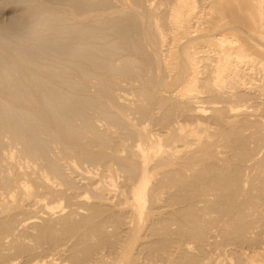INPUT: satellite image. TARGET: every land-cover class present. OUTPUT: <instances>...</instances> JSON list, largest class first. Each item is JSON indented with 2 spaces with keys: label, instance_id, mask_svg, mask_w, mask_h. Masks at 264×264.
<instances>
[{
  "label": "rangeland",
  "instance_id": "obj_1",
  "mask_svg": "<svg viewBox=\"0 0 264 264\" xmlns=\"http://www.w3.org/2000/svg\"><path fill=\"white\" fill-rule=\"evenodd\" d=\"M92 1L89 2V0L88 1L87 0H0V29H3V30H0V64H1V66H3V67L0 66L1 71H3L1 68H4V67L7 68L12 62L19 60L20 55H22V54H20L21 53L20 50L23 49L24 46L26 48L32 47V45H33V47H36V48L38 46L40 47L41 45H39L38 42L40 43L41 40L38 41L37 39L39 38V35H41L43 33H44V36L41 35L42 37H40V38L42 39V38L48 37V38H46V39H48V42H50L52 38L55 39L57 32L61 31L64 34V35H62V37H56L58 40L56 39L54 41V39H52L53 41H51L52 43L50 42V45H51V47H54V48L49 47L48 52H52L53 49L56 50L60 45L61 46L65 45V44L66 45H72L73 43H75L74 42L75 41L74 38H76L75 32L74 33H72L73 31L68 32V29L70 27L72 28V27L77 26V25H74L75 21L70 19L72 15L77 17V18L75 17L76 20H78V19L81 20L80 23L85 22V23H81L82 25H80L78 27L84 28V26H86L84 28V29L87 28V30H85L86 31L85 33L88 36L90 35L89 37L85 35L86 38L83 40V42L85 41L84 44H83V42H81V45H83L82 50L85 52L86 51L85 49H87L85 47H87L88 45H92V43H94L95 45L98 44L97 45L98 47H99V45L101 46V48L104 47L102 50L105 51L104 52L100 49V51L98 52L97 51L98 47L96 50L97 54L98 55L100 54L99 57H101V59L99 58L100 59L99 62L103 61V65L105 63L104 66L102 65V62L100 64L97 60H95L97 63L94 64V62H95L94 59H92V62H93V64H92L91 62L87 61V59L85 60V58L79 57L80 59L77 58V60H75L76 59L75 58L74 60L79 61V62H77V63L74 62L73 64L78 69L82 68V71H85V72L82 73L80 71L81 69L78 70V69H76V67H75V69H73L74 65L71 63H68L71 66L73 65L72 67L69 65L68 66L71 67L74 71L72 70L73 71L72 72L70 70L71 68L69 69V71H66L67 75H69V76L66 75V77H65L66 79L64 78L63 80H61L58 77H55V79L52 80L51 84L55 85L57 87L56 91L54 90V92L53 91L51 92L49 87H47V89L45 91H43L44 94L45 93L47 95L51 94L54 101L56 99H58L59 104H57L58 102L56 100L55 102H57L56 103L57 105L55 106V108L58 107V109H60V110H61V108L62 109L64 108V107H60V106H66L65 108H67V106H69L71 104V102H73V101L76 102L75 99L77 98L78 101L76 103L78 104V106H76L77 104L75 103L76 104L75 107L82 110L84 113L80 111L79 113H80V115H82V116H80L79 113H77L78 115L75 113L76 114L75 115L74 113L72 114L71 112H69V114L71 113L70 117H67L65 121H62V123H64L62 125L63 127L57 128L53 124L55 126L56 130L57 129L60 130V133L62 131L64 132V133L62 132V134L57 132V133H59V136H61L60 138H59V136L57 137V135H55L56 133L54 130H53V133L50 130L51 131V134H50L48 131L49 129L45 130V129H47L46 127H45V129H43L44 125H42L41 123H38L37 121H35V123L32 122V127L37 128V131H36V128H34L35 129L34 140L37 137L38 140L36 139L35 141H36V144H38L37 146H39V148L35 149L34 151H39L38 153L34 152V154H31V155H30V152L28 153L26 147L28 144H31V142L29 141L31 139H29L30 137H28L29 135H28L27 131H25L27 134V137H26V134H24V136H25L24 139H23V136H22V138L21 137L13 138L15 136V134L13 136L14 132L12 133L10 131V129L6 128L7 126H5V124H6L5 120L10 118L11 115L9 116L8 113H10L9 111H11L12 109H10L9 105H8L9 106V108H8V106H6L7 104H5V106L3 105L2 107H0V117H1L0 132L2 133V135L0 133V137H1L0 138V163H1L0 164V264H5V263L6 264H13V262H14V264H33L36 261H40V259H41V262L43 261L44 263H47L50 261L51 262L57 261L58 263L61 262L62 264H83V262L86 263V261H84V260H86V258L88 256L92 257V259L93 258L98 259L100 256H103L104 260H107L110 262V260L113 259L112 257H116L119 254V252L121 253L123 250L124 251L128 250L129 260L132 262V264H144V263L147 264L148 260L150 261V258H152L151 259L152 261L149 263L155 264L156 263L155 260L158 262L160 260V259H157L156 256L154 257V255L157 254V251L159 253L160 250L162 252L164 249L165 250L167 249V251L169 253H171L174 248H178L177 245L182 246V244L184 243L183 245H185L186 242H187V245L191 244L190 247H193L192 249L190 248L191 253L188 254L186 252H183V251L181 252L180 250H178L179 252H176V254H177V257H176L175 256L176 254L173 253L176 250V249H174V251L172 252L173 255L172 254L171 255L174 256V259L179 258L178 259L179 261H175L176 259L174 260L173 258L171 260L172 256L170 255V258H169L170 260L168 259L170 262L171 261L174 262L173 264H176V262H178V264H182V262L180 261V258H181V256L183 257L185 255V254L183 255V253H186V256L188 254L189 258L191 260L194 258V257L192 258L191 254L192 255L194 254V256H196L195 257L196 259L197 258L199 259V257H200L201 260H204V258L206 257L205 260L202 261V263H200L201 261L198 262L200 264H205V263H207V264L208 263L209 264H243L242 263L243 259H241L242 258V252L244 250H246V252L251 253L254 251L253 249H257L256 245H254L257 240H255V238L253 237V234H250L253 232L252 230H256L255 229L256 227L254 228L251 225L255 226L258 223H259L258 225H260V223H261V225L263 224V226H260V227L262 229H264V176H263L264 172L260 171L261 169H262V171H264V135H263L264 134V130H263L264 129V94L261 93V92H263L262 89H264V87H262V86H264V80H262V79H264L263 78L264 73H262L263 68H261L262 66H261V62H260V61H263V59H264L263 58V56H264V37H260V36L264 35V31H263V34L260 35L259 32L253 31V33H252L251 30L248 31L247 29L244 28L245 29L244 31L245 32L247 31L246 32L247 34L252 33L255 36L253 42L256 41L257 45L254 43V46H253L254 50H251V49H253V47L250 50L254 51L255 54H256V52H255L256 49H258V50H256L257 52L259 51L258 54H256V55L254 54V56H253V57H255L253 59L254 63L252 61L251 62L249 61V63H253V65L252 64L248 65V63H246V65H245L246 67H248V69L245 67L246 68L245 71L242 72L243 73L242 74V77H243L242 81L247 83L245 85L243 84L244 86L243 85L241 86V84L239 85L236 82L235 83L231 82V81H234L233 79H229V80L227 79V81H224L225 86L224 85L222 86V90H221V86L216 87L217 84L215 85V82H214L213 76H212L213 74L212 73L210 74V71H212V68L215 67L216 62L214 63V61H211V60L212 59L214 60V58L216 57V55H214V54H216V52L212 51V53H210L208 51H204L202 53L201 52L202 51V49H201L202 43L200 44V42L198 41L199 39L196 40V42H199L200 46L199 45H198V47L194 46L193 47L194 49H193L192 45L191 46H190V44L188 45L193 50L196 49L194 52L197 53L198 51H200V54L198 52L197 55H196V53L194 54V52H193V54L195 56H197L198 59L200 60V61L198 60L199 63H197V65H199L200 67L198 66V70H199L198 75L199 76L197 75V77L199 79L196 78V81H195V84L197 86V90H199L197 92V95H199V99L198 98L194 99L193 101H195V103L193 102L192 105L194 104V105H202V106H206V107L208 106V108H209V106H213V104H214V106H217V108L221 109L220 107H222V105L225 104L226 107L228 106L227 108H229V109H227V110H229V111H227V112H229V114H231V116H232V114L235 115L236 112H238V111H239L238 114L239 115L241 114L240 116L239 115L237 116V114L235 116H233L234 119H236V122L233 120V117H232V119H230L231 120V122H230L229 118L231 116H228V114H226V116H228V117H225V115H224L225 114L224 112L226 111V107L224 108L225 109L224 112H223V107L221 109L222 110L221 114L224 113L223 114L224 117L222 115L215 114L216 116L219 117V119L215 115H214L215 117L212 115V113H214L212 110H211V114H210V108H209V110L206 109V111L202 115V117H204L207 114V116H205L204 119H206L210 116V118L206 119V120H209L210 122H208V121L204 122V120H203V123L206 125L208 122L207 127H208V129H210L212 131L211 132L208 130L209 133L207 132L206 141H211L209 143H211V144L213 143L212 144L213 146L211 148H209L210 146H208L206 148L207 150H202L203 153L202 152H201L202 154L200 153L201 159H200V161H198V162H200V164L197 163L195 165V174L194 173L192 174L194 176V181H195L194 183L195 184L193 183V180H192L193 177L191 175L192 179L190 177V180L192 181V184H194L193 185L194 187L190 188L189 185H190L191 181L189 179L185 178L186 180L190 181V182L189 181L187 182V184L189 183L188 185L186 184V182H185L184 186H183V184L181 186V185H178V183H176L177 182V180H176L177 176H175L174 174H176L177 166L175 165V161H173V159H170V160L168 159V161H164L165 158L162 159V157H164L165 155L162 151L165 148L164 149H163V147L161 148V146H163L162 143H164L166 140L168 141L169 136L172 135L171 133H174V132H171V130L174 131V127L176 125L175 123L177 121H182L184 118V116L182 117V115L181 116L179 115L180 114L179 111H178L179 114L178 113L176 114L178 117H176V115H175V117L177 119L176 122H175L176 119L174 120L173 116L175 114L176 108H178L179 105L181 104L180 102L185 101V100H183V101L181 100V101H179V103H180L179 104L178 101H176V97H174L175 92L178 91L179 88H181V86H182L181 84H184L185 81L179 82L178 84L180 86L178 84H175L174 88L172 86V89L176 88V90H174L175 92L172 91L171 88H170L171 90L169 91V88L167 86H165L167 89L164 87V82L171 80L170 81V83H171L172 79L174 80V76L177 72V68L175 66H173L171 68L174 71L176 70V72L174 73L171 69H169V68L167 69V67H165L166 64L164 65V60H166V58H167V56H165L166 54L164 53L165 52L164 51L165 46H162V47L159 46V47L155 48L152 45L150 46V44H148V42H146V40L144 42H142L144 37L142 36L143 32L141 29H142V26L144 27V25H141V23H139L140 19H141L139 17H142L141 15H142V13H144L142 8L138 9V6H137L139 16L138 15H135V16L136 17L138 16L137 18H139V22L133 24L132 26L131 25L126 26L125 22H123L125 20V19H123V16H124V18L127 17V19L129 20V18L132 19L133 18L132 15H134L132 13L133 12L132 11V5L128 6L130 1L129 2H128V0H125V2H124V0H120V1L119 0H109V1L108 0H92ZM153 1H154V3H153ZM158 1L159 0H152V5L155 4L154 7H152L153 9H156V7L158 6V5L156 6ZM161 2H167V1L163 0ZM161 2H159V4ZM198 2H199V0H198ZM165 4L167 5V3L159 5L162 8L159 10V12H161V10H165V8H166ZM89 5H91V6H89ZM81 6H83V7H81ZM121 11L123 14L121 13ZM45 13H46V15H45ZM95 13H97V14H95ZM152 13H153L152 15H154V12H152ZM48 14H49V16H48ZM155 14H156V10H155ZM228 14H230V13H227V16H225L226 19L223 18L224 22L226 20L230 21L233 19L232 17H230L231 14L230 15H228ZM60 15H61V17H59ZM88 15H89V18L87 17ZM237 15L238 16L241 15L239 17H244V16H242L243 14L237 13ZM47 16H48V18H47ZM42 17L47 18V20H45V19L42 20ZM161 17H163L165 19V16L161 15ZM66 18H68V19H66ZM109 18H110V20H109ZM48 19H50L51 23H53V24L58 23L59 25L55 24L57 27L60 25H62V26L58 27V30H56L57 27H56V29H52L51 27H47V25H43L42 27L39 26L41 22L43 24H48L49 22L46 23L47 21H49ZM111 19L114 21L113 23L111 22L112 21ZM44 20H45V22H44ZM161 20H163V19L161 18L159 21H161ZM165 20H163L164 23H165ZM38 21H40V23ZM109 21L111 22V24H109L110 23ZM37 22H38V24H37ZM62 22H63V24H61ZM94 22H95V24H93ZM97 22H99L100 24ZM103 22H104V24H102ZM163 22L161 21L162 25H164ZM106 23L109 25H107ZM70 24H71V26H70ZM115 24H116V26H115ZM136 24H138V25H136ZM238 24L241 25V23H238ZM4 25H5L6 29H5V27H3ZM36 26H38L39 28L38 27L36 28ZM90 26H93V29ZM118 26H124V27L126 26V27L124 29H122V27H120L122 29L121 30ZM67 27H69V28H67ZM88 27H90V28H88ZM46 28H48V29L46 30ZM49 28H51L53 31L51 29H50L51 30L50 31ZM136 28H138V29H136ZM42 29H44V31ZM113 29H119L121 31H124L127 33V35L135 37V38L142 36L140 39H142L141 42L143 43V46L145 45L144 48L146 47L145 48L146 50L144 49V52H142V54H140L138 52L134 53V52L126 51V50H123L120 48L121 51L123 50L121 52L119 49H116L117 47H115V48L113 47L116 50H114L113 48L110 49V47L114 45V44H112V42L117 41L115 38H117L116 36L119 34V30L116 31ZM36 30L38 33L36 32ZM40 30H42L41 32H43V33L40 34V32H39ZM54 30L56 32H54ZM113 31L118 32V33L112 34ZM132 31H133V33H132ZM135 31H137V32H135ZM35 32L37 34H35ZM87 32L89 34H87ZM237 33L239 35H240V33H242V35H244V36L247 35L246 33L240 32V30L237 31ZM115 34H117V35L114 36ZM137 34L138 35L140 34L141 36H138ZM73 35H75V36H73ZM136 35H137V37H136ZM35 37H37V38H35ZM119 37H121V35L118 36V38H117L118 40H120ZM33 38H34L35 42L33 41ZM66 39H68V41ZM69 39H71V40H69ZM256 39H258V40H256ZM210 40H212V38H210V37L205 38V39H203V41H204L203 43L204 44L209 43ZM88 41H89V43H87ZM29 42H31V43H29ZM109 43H110V46L108 47L107 45H109ZM193 43H194V41H192V44ZM29 44H31V45H29ZM86 44H88V45L86 46ZM104 44H106V45H104ZM116 44H118V42H116L115 45ZM205 46H207V44ZM39 47L37 48V50L40 53L43 52L46 55V56H43V54L41 53L42 57H43L42 59L44 61H45V59H46V61H49V60L53 61V60H51V58H52L51 53H48V52L45 53V51H43L44 50L43 48H45V47H43V48H42V46L40 47L43 50L39 49ZM195 47H197V48H195ZM106 48H108V49H106ZM190 48H189V50L191 53L192 49H190ZM206 48L208 49V47H205V49ZM50 49H51V51H50ZM154 49H156V50H154ZM15 50H18L19 52L17 53V51L15 52ZM108 50H110V51H108ZM113 50H114V52H113ZM203 50H204V48H203ZM23 51L24 50H22V52ZM124 51L126 53H124ZM148 51H150V53ZM112 52L113 53L116 52L114 54L115 58L112 57L113 56L111 54ZM53 53L54 52H52V54ZM144 53L146 54V56L144 55ZM97 54L94 56L96 57ZM101 54H103V55H101ZM118 54H120V56ZM203 54H205V55H203ZM208 54H209V56H208ZM116 56H118V57H116ZM206 56H208L209 59L206 58ZM102 57H103V59H102ZM129 57H132L131 59H136V58L137 59H136V61L133 60V62H132V60H131L129 62V60H130ZM143 57L145 59V60H143V62L145 63V61H146V63H145L146 65L141 64ZM145 57H147V59ZM154 57L158 58V60H160V62L157 61V59H155ZM164 57H166V58H164ZM211 57H212V59H211ZM111 58H113V59H111ZM80 60H81V63H80ZM82 60H84L85 62L84 61L82 62ZM121 60H123V61L121 62ZM140 60H141V62H140ZM9 61H10V63H9ZM105 61L109 62V64L106 63ZM203 61H204V63H203ZM7 62H8V64H7ZM123 62L126 65L128 64V66L122 65ZM139 62H140V64H139ZM152 62H154V63L152 64ZM82 63H84V64H82ZM132 63H133V65H132ZM115 64H117V65L115 66ZM135 64L137 66H139L140 68H142L143 71L145 70V72L140 70L139 67L138 68L140 71L138 70V68H137V70L133 69L136 66ZM257 64H258V66H257ZM5 65H7V66H5ZM86 65L88 68H86V67L84 68V66H86ZM131 65L133 66V68H132L133 70L138 71V72L142 71V73L141 74L139 73L140 74L139 75L138 72L135 73L133 71V73L135 75H133V77L130 78L132 76L130 74V73H132V71L130 70ZM140 65H142V66H140ZM158 65H160L161 68L160 67L157 68ZM78 66H80V67H78ZM89 66L90 67L92 66V68H90ZM98 66H100V67H98ZM123 66H126L129 68V71H130L128 73L129 75L127 74L128 71H126V69H124ZM152 66H153V68H150ZM94 67H95V69H93ZM112 67H113V69H112ZM117 67H119V68L122 67L123 69L122 68L119 69ZM144 67H146V68H144ZM6 68H4V69H6ZM242 68H244V66ZM258 68H260V69H258ZM91 69L95 70V71H92L94 73L91 72ZM159 69L160 70L162 69V70L159 71V73H158ZM206 69L207 70L209 69V70L206 71ZM113 70L115 71V73H113L114 72ZM203 70L207 73L203 72ZM260 70H262V71L260 72ZM162 71H163V73H162ZM168 71L169 72L172 71L173 73L172 72H171L172 74L168 73ZM68 72L69 73L72 72V73L69 74ZM155 72L158 74V76L154 75ZM208 72H209V74H208ZM244 73L246 75H244ZM261 73L263 74V76L261 75ZM168 74H170L171 77L166 76ZM9 76L10 75L7 76L8 78L6 77L5 81H7V79L9 80V82L11 80L14 81L13 78L9 79ZM134 76L135 77L140 76V77L135 78ZM151 76L154 78H152ZM163 76H164V78H163ZM165 76L168 78H166ZM0 77L3 78L2 76H0ZM10 77H13V76H10ZM99 77H101V78H99ZM210 77L212 78L213 81L210 80ZM261 77H262V79H261ZM159 78L161 81L159 80ZM166 79H167V81H165ZM201 79H203L204 81ZM3 80H4V78L2 80H0L2 82L1 85H3V82H4ZM162 80H164V82ZM205 80L206 81L210 80V82H212V83H210L208 81H207L208 82L207 83ZM13 81L11 82V84L13 83ZM68 81L70 84L68 83ZM95 81H97V82H95ZM146 81L148 82V85H146ZM151 81H153V82L151 83ZM202 81L206 82V84L202 85ZM106 82H108V84ZM230 82H231V84H230ZM7 83L8 82H5L4 84H6V85L10 84V83H8V84ZM153 83H155L156 86ZM156 83H158V84H156ZM232 83H233V85H232ZM11 84H10V87L11 86L13 87V85H11ZM159 84H160L161 89L158 88ZM207 84H209L208 88L207 87H205V88H207V89L210 88L211 90L216 91L215 94H210L209 92L213 93L212 91H210V89L207 90L208 92H206L205 90L204 91L201 90V89H204L202 87L204 85H207ZM210 84H212V86H210ZM145 85L146 86L150 85L149 87L151 88V92L153 91L152 92L153 96L155 95L157 98H155V96L153 97L152 94H150L151 97L149 95H147L148 98L146 96H144L146 94H144L145 92H142V90H143L142 87L143 86L146 87ZM201 85H202V87H199ZM234 85H236V86H234ZM1 87L2 86H0L1 91H5V90L7 91V89L9 90V88H10L9 85L6 86L9 88H5V85L3 86V89H1ZM215 87H216V90H214ZM243 87H245V88H243ZM58 88H59V91H58ZM60 88H61V90H60ZM82 88H84V89L82 90ZM109 88H111V89L109 90ZM198 88H201V89H198ZM235 88L237 90H234ZM239 88H240V91H238ZM107 89H108V92H107ZM249 89H251L252 91ZM259 89H260V91H258ZM231 90H232V93L230 94ZM217 91H218V94H217ZM223 91H226L229 94L227 95L226 92H223ZM235 91H237V93L239 92L238 95ZM220 92L225 93V94H219ZM233 92L235 93V95ZM259 92H260V94H259ZM137 93H139V94H137ZM240 93H242V95ZM53 94H54V97H53ZM57 94H58V96H56ZM100 94H102V95H100ZM239 94H240V96H239ZM73 95H74V97H73ZM140 95H142V96H140ZM218 95H219V97H218ZM77 96H80V98L82 96L83 98L78 99ZM223 96H225L226 98ZM87 97H88V99L91 98L92 100H93V97H96L97 100L96 99H94L95 101L93 100V102L95 104L92 102V100H90V102H92L90 104L89 100H87ZM99 97H101V98H99ZM107 97H109L110 99H108ZM114 97L117 100H115ZM140 97L141 98L143 97V98L141 99ZM228 97H230V98H228ZM239 97H241V98H239ZM151 98L155 99V101H157V102H155L154 100H151ZM238 98H239V100H238ZM63 99L64 100L66 99V101H64ZM71 99H73V101H71ZM83 99L87 104L84 102V105L80 106V104L82 105ZM214 99L215 100L217 99L216 101L218 103L217 102L212 103V101H215ZM224 99L227 101V103H226V101H224ZM69 100L71 102H69V104L66 103ZM140 100L143 101V103H150L151 106L146 105V104L143 105V103H141L142 105L139 104L141 102ZM177 100H180V99H177ZM200 100H204L203 101L204 104H203V102H198ZM61 101H62V103H60ZM221 101L223 104L220 103ZM79 102H80V104H79ZM196 102L198 104H196ZM120 103L121 104L123 103L124 105L121 106ZM154 103L156 104L155 107H154V105H155ZM216 103H217V105H216ZM173 104H174V106H173ZM184 104H186V101ZM184 104L182 103L180 105V107ZM190 104L191 103L189 102V104L184 105V107L182 106L183 108H185V109L182 108L183 111L186 112L187 111L186 108H189L191 106ZM41 105H36V106L40 107L42 109L43 105L42 106ZM138 105H140L139 108L146 106L145 107L146 109L148 106L150 108L152 106L154 107V108L152 107L151 109L148 107L150 111L147 110L149 113L147 116L145 115L147 120H145V117L141 114L140 109L138 108ZM177 105H178V107H175ZM79 106H80V108H79ZM185 106H187V107H185ZM173 107H175L174 108L175 110H173ZM232 107L235 109H233ZM7 108L9 109V111ZM43 108L45 109L46 107L44 106ZM231 108L233 109V113L231 112V110H232ZM239 108H240V110L243 109V112H242V110L240 112ZM134 109L135 110L137 109V111H135ZM167 109H170L171 111L167 113V111H166ZM182 109H181V111H182ZM132 111H134V112H132ZM172 111H174L173 112L174 114H169ZM246 111H248V112H246ZM153 112H155V113H153ZM249 112L254 116H252L250 118L251 114H249ZM254 112H255V114H254ZM121 113H122V115H121ZM150 113H151V115H150ZM188 113L186 112L184 114L186 115ZM256 113L259 114L258 117H257ZM4 114H5V116H8V117H5ZM69 114L67 113V116ZM139 114L142 116V118L144 120L143 119L141 120V117ZM163 114H165V115H163ZM12 115H14V114H12ZM18 115H19V117L14 115L16 117L13 116L12 117L13 120H14V118H15V120H16V118H19L21 121H23L24 119L21 118L22 117L21 112H18ZM73 115H75V116H73ZM167 115H168V117H167ZM169 115L172 117H170ZM211 115L213 116V118ZM152 116H154L153 117L154 119L152 118ZM179 116L182 119L181 118L178 119ZM236 116H237V118L239 117L238 119L240 120V122L237 121ZM166 117L169 119H167ZM186 117H188V119H189V115H186L185 118ZM84 118H87V119L83 120ZM226 118H228V119H226ZM149 119H150V121H149ZM186 119H185V121H186ZM224 119L227 120V122L229 121L231 123V125H233V124L234 125L231 126L230 123L222 124L225 121ZM31 120L32 119H30V122L28 121L29 124L31 123ZM123 120H125V121H123ZM173 120H174V122H173L174 124H171ZM16 121H19V120H16ZM233 122H235V123H233ZM36 123H38L39 125L37 126ZM67 123H69V125ZM253 124H254L255 128H254V126H252ZM70 125H71V127H70ZM72 125H74V127L76 128V130H75L76 133H75V131H72L75 129V128H73ZM68 126L70 128H68ZM235 126H236V129L233 128ZM64 127L65 128L67 127V129H65ZM87 127L91 128V129H88ZM172 127H173V129H171ZM257 127H258V130H257ZM261 127H263V128H261ZM62 128H64V130H62ZM140 128H144V129L146 128L145 130L148 131L149 137L148 136L144 137L147 142L145 141V139H143L142 136L140 137V136H138V134H136L138 132H135V130L138 131V129H140ZM239 128H241V129H239ZM77 129L79 132H82V133H78ZM221 129H222V131L219 132L218 130H221ZM226 129H228V130H226ZM259 129L261 131H259ZM40 130L41 131L44 130V131L41 132ZM66 130L68 131V134H69V131L72 132V133L70 132L71 135L69 134L68 136H70V137H68V138H66V136H67L65 134V133H67V132H65ZM216 130L218 131L219 134L216 133ZM154 131H155V134H158V133H160V134L163 133V135L165 134L164 136L161 134L160 137L162 140H160V142H159L160 144L155 141L156 137H154V136H156V135H153V134L150 135V133H154ZM169 131H170L171 135L167 134V133H169ZM47 132H48V134H47ZM249 132H250V134H252L251 136H253V138L250 137ZM221 133H222V135H221ZM254 133H255L256 137H255ZM78 134H81V135H78ZM166 134L168 136L167 138H166ZM208 134L209 135L214 134V135H211V137H210ZM247 134H249V135H247ZM259 134H260V136H259ZM77 135L79 136V140H78ZM93 135H95V136H93ZM246 135H247V139L245 137ZM98 136H99V138H98ZM212 136H214V137H212ZM261 136H263V137H261ZM64 137H65V139H64ZM74 137H75V140L72 141V138L74 139ZM208 137H210V138H208ZM239 137L241 138L242 141L240 140ZM258 137L259 138L261 137L260 138L261 141H259L260 139ZM26 138L28 139V141H26L27 140ZM163 138H166V140H164ZM229 138L231 141L229 140ZM20 139H21V141H20ZM45 139H47V140H45ZM141 139L144 142L141 141ZM152 139H154L155 143H157L159 146L160 145L161 146L159 147V146L155 145V143L152 141ZM171 139H172V136L170 137L169 142L171 141ZM212 139H214L215 142H212ZM1 140H4V141H1ZM76 140H77V142H76ZM235 140L236 141L238 140V141L236 142ZM25 141L28 143L27 145H25ZM31 141L33 142V140H31ZM38 141H41V142L45 141V143L47 145L44 143L42 144L41 142L37 143ZM78 141L80 143H78ZM161 141H162V143H161ZM140 142H141V144H140ZM142 142L144 143L145 147L142 146L143 145ZM214 144H215V146H214ZM44 145L48 146V148ZM152 145H154V146H152ZM41 146H43L42 150L40 149V148H42ZM164 147H165V145H164ZM86 148H87L88 152L82 150V149H86ZM89 148H90V150H88ZM132 149H134V151H135V149L138 151L141 149V151H139V152H142V154L145 156L144 157L145 160H144V158H142L138 161L139 163H137V164L135 163L136 161H134L136 167L137 166L139 167V168L137 167L138 168L137 170L140 171V169L141 168L142 169L140 172H137V173L135 172V174H133V175H128V174H126V170H124L122 163L124 161H129V160H126L128 158L130 159V161H132L131 160V158H132L131 154L133 152ZM82 151H83V154H81ZM207 151L209 153V156L213 155V153H214V155H216V152L218 153L217 154L218 156H212V157L210 156L209 157V156H207L208 155ZM206 153H207V155H206L207 158L205 157ZM90 154H91V157H90ZM92 154L95 155L96 157L95 156L92 157L93 156ZM97 155H99V156H97ZM104 155H105V157H104ZM159 155L161 157L160 160H159ZM161 155H163V156H161ZM219 156L220 157L224 156V157H222L223 158L222 159ZM251 156L253 157V160H252ZM121 157L125 160H123ZM116 158L118 159V162H117ZM247 158L248 159L251 158V159H249L250 162L248 161ZM202 159H204V160H202ZM208 159H209V161H208ZM212 159H214V160H212ZM156 160H157V162H156ZM141 161L143 162V164ZM171 161H173L174 163L173 162L170 163ZM244 161H248L249 163L246 162V164H244ZM253 161H255V162H253ZM50 162H51V164H50ZM212 162H213V164H212ZM251 162H253V163H251ZM259 162H260V164H259ZM160 163H162L164 165H162ZM215 163L217 166L214 165ZM222 163H223V166H222ZM224 163H225L226 167L224 166ZM257 163L259 165H257ZM155 164L157 166H155ZM247 165H249L248 168H247ZM120 166H121V168L122 167L123 168L121 169ZM197 166H199V167L201 166L202 170H200L201 168L199 169V167H197ZM206 166H208V167H206ZM212 166L215 167V169ZM251 166L254 168H252ZM4 167L6 170L4 169ZM211 167H212V169H211ZM216 167H220V168H218V170H220V172L216 171L217 170ZM251 168H252V170H251ZM196 169H198L202 173L201 174L198 173V170H196ZM142 170H143V172H142ZM256 170H258V171H256ZM196 171H197V173H196ZM210 173H211V175H210ZM204 174H206V175L204 176ZM214 174H216L217 176ZM196 175L199 178L197 177L195 180ZM237 176H238V178H241V179L243 178V181L241 180L242 183L237 178ZM125 177H127V179ZM143 177H144V179H143ZM203 177H206V178H203ZM141 178L143 180H141ZM208 178H210V179L212 178V179L208 180ZM244 178L245 179L247 178V180L249 179L248 182H246ZM133 179H134V183H132ZM200 179H202V181ZM206 179L208 180L209 185L205 184V181H207ZM213 179H215V180L217 179L216 182ZM218 179H219V181H218ZM16 180H18L19 182ZM173 180H175L176 182ZM238 180L240 182H238ZM236 181H237L239 186H237ZM198 182H200L201 184ZM16 183L18 185L24 184L26 187V191L24 192V190H23V192H22L21 189L19 191L17 189L18 185H16ZM203 184H204V186H203ZM186 186H187V188H186ZM240 186L243 188L242 189L243 191L241 190V188H238ZM177 187H182L183 189L185 188L189 191H187V190L185 191V189L183 190L182 188H177ZM228 187L230 188L229 190H228ZM196 188H197V190H196ZM210 188L211 189L214 188V190L212 189L213 192L214 191L216 192V190H217L216 193L219 195H217L213 192H210L211 191ZM190 189H192V190H190ZM225 189H227V190H225ZM238 189H240V190H238ZM182 190H183V192H181ZM209 192L211 195L208 194ZM25 193L26 194L28 193V195H26ZM186 193L189 195H187ZM205 193H207V194H205ZM212 193H213V195L215 194L214 195L215 198L213 197ZM139 195H140V198H139ZM205 195L206 196L209 195L211 197V198L209 197L211 200L208 198V196L206 198ZM152 197H154L155 200ZM216 197H218V198H216ZM206 199H207V201H208V199L210 200V201H208V202H210V204L207 201H206L207 203L204 201ZM212 199H214V200L216 199V200L213 201ZM37 200H38V202H37ZM181 200H182L183 204H181L182 203ZM153 201H155V202L153 203ZM199 201H201V202H199ZM211 201H213V203H211ZM141 202H142V204H141ZM232 206H233V208H232ZM241 206L243 209L240 208ZM120 208L122 210H120ZM184 209H186V210H184ZM237 210H240L239 212L243 211L244 214L243 213H240V214L244 215L243 217H244V219H246L247 222L248 221L250 222V220H251V222H253L252 217L254 219V224L249 225V227L247 226L248 230H249L250 226L254 229L250 228L252 230H250V231L247 230L248 233H245L246 232V230H245V232H243L242 236H240L239 233H236L235 229L233 227H231L232 225H230V223H228L229 221H231V219L232 220L235 219V216L237 219V216H238ZM228 212H230V213H228ZM234 213L235 214L237 213V214L235 215ZM245 213H247V215H249V214L250 215L253 214V215H251L252 217L247 216L248 218H246ZM130 214L133 216H131ZM182 214H186V215H182ZM229 214L230 215L232 214V215L229 216ZM181 215L183 217L180 219L179 217H181ZM191 216H192V218H191ZM228 217H229V221H228ZM190 218L192 220H190ZM132 219H133V222H132ZM129 220H131V221H129ZM178 220H180V221H178ZM235 220H233V222H235ZM255 220L258 221V223H255L256 222ZM191 221H193L194 224ZM229 225L231 228H233V231L237 235L235 233L233 234V231L231 230ZM258 225H257V229H260ZM194 227L197 228L196 229L197 232H196ZM206 227L207 228L209 227V229H207ZM200 228H202V232L200 231L201 230ZM221 228L227 229V231H225L226 229L225 230L223 229L225 231V232L223 231L224 235H222V233H221L222 232ZM181 229H185V232L188 231V233L186 232V234H185V232H183L184 230H181ZM189 229H192V230L194 229V230L192 232V231H189ZM228 229H230L231 230L230 233L231 232L232 233L227 236L225 234H227L226 232H228ZM215 230H216V232H214ZM180 231H182L183 233L182 232L180 233ZM210 231L214 234L215 237H213L212 233H209ZM189 232L194 233V234L198 233L196 236H197L198 241H199V239L201 240V241H199V243H200L199 245H201V246L198 245V241H196V239H193L194 237L196 238V236L194 234H193V236H191L192 234L190 235ZM219 232H220V234H219ZM199 233L200 234L202 233L201 236L203 238H204L205 233H206L207 239H208V237L210 239V240L208 239L209 242H211V240H212V242L214 241V244H212V242L211 243L206 242V243L208 245L212 244L214 247H216L215 248L216 250L213 248L212 245L204 246L205 245L204 243L201 244L202 242H205L207 239H206V236H205V239L200 238L201 236L200 237L198 236ZM216 233L219 234L220 236H218V235L216 236ZM245 234H247L246 237L250 236V238H247L245 240V238H246L244 236ZM231 235L232 236L236 235L237 237L233 238ZM221 236H224V237H222V238H224L223 240H222ZM191 237H193V238H191ZM230 237H231V240L233 241V243H232V241L229 242ZM215 238H217V240H215ZM235 238H237V239L235 240ZM194 240L197 243L193 242ZM224 240H227V241H224ZM250 240L251 241L255 240V241L250 242ZM235 241H237V242H235ZM243 241H247V242L245 243ZM225 242L232 243V244H228L230 246L229 247ZM233 244H235V245H233ZM246 244L250 245V246H247ZM196 245L199 246L198 247L199 250H198ZM252 245H254V247ZM172 246H175V247H172ZM203 246H204V249H202V250L204 252L201 251V248ZM125 247H127V248H125ZM171 247H172V251H170ZM252 247H253V249H252ZM251 249H252V251H251ZM148 250L154 251L155 254H153V257L151 254L152 251H148ZM148 252H150V254H151L150 258H148L150 255ZM180 252H181V255L179 254V256H178V253H180ZM186 256H185V258H186ZM53 258H54V260H53ZM187 258H188V256H187ZM187 258L185 259L184 263H189V262L192 263V261L186 262ZM50 259H52L53 261ZM196 259L193 260V261H195V262H193L194 264L195 263L197 264L196 261H198V260H196ZM208 259H210V261ZM59 260H60V262H59ZM91 260H90V262H91ZM163 260H161L162 264H164ZM79 261H83V262H79ZM88 261H89V259L87 260V262ZM167 261H165V264L166 263L172 264V262L170 263L168 261L169 262L168 263ZM161 262H160V264H161ZM191 263H189V264H191ZM99 264H103V263L100 262ZM156 264H158V263H156Z\"/></svg>",
  "mask_w": 264,
  "mask_h": 264
},
{
  "label": "bare ground",
  "instance_id": "obj_2",
  "mask_svg": "<svg viewBox=\"0 0 264 264\" xmlns=\"http://www.w3.org/2000/svg\"><path fill=\"white\" fill-rule=\"evenodd\" d=\"M88 1V0H87ZM90 1H92V0H89V2ZM109 1V0H108ZM120 1V0H119ZM130 1V3L128 4V6H130V5H132V13L134 14V15H132L133 16V18L132 19H130L129 18V20L127 19V17H125L124 18V16H123V19H125L123 22H125V25L126 26H132L133 24H135V23H137V22H139V18H141L140 19V22L139 23H141V25H144V27L142 26V32H143V40L142 39H140L142 36L139 34H137L138 36H141V37H138V38H135V37H132V36H129V35H127V33L126 32H124V31H121L122 29H124L125 27L124 26H118L119 28L120 27H122V29L121 30H119V29H113V30H119V34L121 35V37H119L120 38V40H118L117 38H118V36H120L119 34L117 35V34H115L114 36H116L117 38H115L117 41H111L112 42V44H114L113 46H111L110 47V49H112L113 47L115 48V47H117L116 49H119L120 50V48L121 49H123V50H126V51H130V52H138V53H140V54H142V52H144V49L146 48H144V46H143V43L142 42H144L145 40H146V42H148V44H150V46L152 45V46H154L155 48H157V47H159V46H165L164 48H165V56H167V58L166 57H164V58H166V60H164V65L166 64V66L165 67H167V69L169 68V69H171L173 66H175L176 68H177V72H176V70L174 71V70H172L174 73L176 72V74H175V76H174V80L172 79V82L170 83V81L168 82L167 81V79L165 80V81H167V82H164V80H162L163 82H164V87L165 86H167L168 88H169V91L172 89V86H173V88H174V86H175V84H178L179 82H184V84H181L182 86H181V88H179V90L178 91H174V90H176V88L175 89H172V91H174L175 92V94H174V97H176V101H178V103H179V101H183V100H185L186 101V104H189V102L191 103L188 107L189 108H186V112L188 113V114H186V115H189V119H188V117H186L185 118V114L184 113H186L185 111H183V109H185V108H183L184 107V105H186V104H184L185 103V101H183V102H180L181 104L183 103L184 105H182L181 107H180V105H179V107L182 109V111H181V109L178 107V105L177 106H175V107H178V108H176V110L174 109L175 107H173V110H175V114L173 113L174 111H172L171 113H169V114H174V120L176 119V117H178L176 114L178 113V111L180 112V116L182 115V117L184 116V118L186 119V121H185V119L183 118V120L182 121H177V119L175 120V127H174V131H172L171 129H173V127L170 129L171 130V132H174V133H171L170 134V131H169V133H167V134H170L171 136H172V139H171V141L169 142V140H170V137L171 136H169V140L167 141L166 140V138L168 137L167 136V134H166V138H163L164 140H166L164 143H162V141H161V143H162V145L163 146H161V148L163 147V153H164V157H162V159L163 158H165L164 159V161H168V159L170 160V159H173V161H175V165L177 166V168H176V174H174L175 176H177V182L175 181V180H173V181H175L176 183H178V185H181L182 186V184H183V186H184V184H185V182H186V184H187V182L190 180V177H191V175L194 173L195 174V165L198 163V164H200V162H198V161H200V155L203 153L202 152V150H207L206 148L208 147V146H210L209 148H211L213 145V143L211 144V143H209V142H211V141H206V139H207V132L209 133V131H211L210 129H208V127H207V124H208V122H210L209 120H206V119H208V118H210V116L208 117V118H206V119H204V117L205 116H207V114L204 116V117H202V115L205 113V111H206V109L207 110H209V108H210V114H211V110L214 112V113H212V115L214 116L215 114H218V115H222L223 117H224V115H225V117H228V116H231V114H229V112H227V111H229V110H227V109H229V108H227L226 106H225V104H223L222 103V101L220 102L221 104H223L222 105V107H223V112L225 111V107H226V111L223 113V114H221L222 113V107H220L221 109H219V108H217V106H214V104H213V106H209V108H208V106L206 107V106H202V105H192V103L194 102L195 103V101H193L194 99H196V98H198L199 99V95H197V92L199 91V90H197V86H196V84H195V81H196V78H198L197 77V75L199 74V70H198V66L199 65H197V63H199V59H198V57L197 56H195L194 54L196 53V52H194L195 50H193L194 48V46H197L198 47V45H199V42H200V44L202 45L201 46V49H202V53L204 52V51H208V52H210V53H212V51L214 52H216V54H214V55H216V57L214 58V60L212 59V57H211V61H214V63H215V67H213L212 68V71H210V74L212 73L213 75V80H214V82H215V85H216V87H218V86H221V90H222V86L224 85V81H227V79L229 80V79H233L234 81H231V82H233V83H237V84H241V86L244 84H247V83H245L244 81H242V79H243V77H242V72L243 71H245V69L247 68L248 69V67H246L245 65H246V63H248V65L249 64H252L253 65V59L255 58V57H253L254 56V51H251V50H254V43L256 44V41L255 42H253V40H254V35L252 34L253 33V31H256V32H259V34L261 35V34H263V31H264V0H199V2H198V0H166L167 2H161V1H163V0H159L158 1V3L156 4V9H153L152 7H154V5H152V0H128V2ZM93 2V1H92ZM111 2V1H110ZM124 2H125V0H124ZM123 2V3H124ZM159 2H161L160 4H159ZM72 3V2H71ZM88 3V2H87ZM97 3V2H96ZM153 3H154V1H153ZM164 3H167V5L165 4V10H161V12H159V10L160 9H162L161 8V6H159V5H162V4H164ZM80 4V3H79ZM78 4V5H79ZM85 4V3H84ZM89 4V3H88ZM119 4V3H118ZM89 6H91V5H89ZM137 6H138V9H140V8H142V10H143V12L144 13H142V17H139V18H137L138 16H139V14H138V10H137ZM140 6V7H139ZM80 7V6H79ZM81 7H83V6H81ZM86 7V6H85ZM119 7V6H118ZM123 7V6H122ZM71 9V8H70ZM92 10V9H91ZM153 10V11H152ZM155 10H156V14H155ZM115 11V10H114ZM113 11V12H114ZM117 12V11H116ZM128 12V11H127ZM141 12V11H140ZM152 12H154V15H152L153 13ZM100 13V12H99ZM115 13V12H114ZM120 13V12H119ZM121 13H122V11H121ZM227 13H230L231 14V16L230 17H232L233 19L232 20H230V21H223L224 19L223 18H225L226 19V17L225 16H227ZM237 13H239V14H243L242 16H244V17H239V16H241V15H237ZM65 14V13H64ZM73 14V13H72ZM95 14H97V13H95ZM123 14V13H122ZM141 14V13H140ZM230 14H228V15H230ZM45 15H46V13H45ZM94 15V14H93ZM112 15V14H111ZM116 15V14H115ZM127 15V14H126ZM135 15H138L137 17L135 16ZM161 15L162 16H165V19L163 18V17H161ZM48 16H49V14H48ZM48 16H47V18H48ZM86 16V15H85ZM97 16V15H96ZM95 16V17H96ZM104 16V15H103ZM58 17V16H57ZM59 17H61V15L59 16ZM76 16H74V15H72L71 16V18L70 19H72L73 21H75V24L74 25H77L76 27H67V28H69L68 29V32H72V33H74L75 32V34H76V36L75 35H73V36H75L76 38H74V42L75 43H73L72 45H60L56 50L55 49H53V51L52 52H54L53 54H52V52H48L49 51V47L50 48H54V47H51V45H50V42L51 41H53L52 39H54V38H52L51 39V41L50 42H48V39H46V38H48V37H46V38H40V37H42L41 35H43L44 36V33L43 32H41L42 30L44 31V29H42V30H40L39 32H40V34L41 33H43V34H41V35H39V38L37 39L38 41L39 40H41L40 41V43L38 42V44L39 45H41L42 46V48L43 47H45V48H40L39 46V49H42L43 51H45V53H51V55H52V58H51V60H53V61H46V59H45V61L42 59L43 57H42V54H43V56H46L43 52H39L38 50H37V48L36 47H33V45H32V47H28V48H26L25 46H24V48L23 49H21L20 51H21V53L20 54H22V55H20V57H19V60L18 61H15V62H12L7 68L6 67H4V68H6V69H4V68H1L3 71H1L0 70V76H2L3 78H4V82H3V85H1L2 84V82L0 81V86H2L1 87V89H3V86L5 85V88H9L10 87V84H11V82L13 81V80H11L10 82H9V80L7 79V81H5L6 80V77L8 76V75H10V76H13V77H10L9 76V79L11 78H13L14 79V81H13V83L11 84V85H13V87L11 88H9V90L7 89V91L5 90V91H1L0 90V107H2L3 105L5 106V104H7L6 106H10V109H12L11 111H9V106H8V111L10 112V113H8L7 111V113L9 114V116H10V118H8V119H6L5 117H8V116H5V114H4V118L6 119L5 120V126H7L6 128H8V129H10V131L13 133V136H14V134H15V136L13 137V138H17V137H21L22 138V136H23V139L25 138V136H24V134H26V132L25 131H27L28 132V137H30L29 139H31V140H33V142L31 141V140H29L30 142H31V144H28L26 141H28V139L25 141V145H27V151H28V153L30 152V155L31 154H34V152H39V151H34L35 149H38L39 148V146H37L38 144H36V139H37V137H36V139L34 140V132H35V129L34 128H36V127H32V122L33 123H35V121H37L38 123H41L42 125H44V128L43 129H45V127L47 128V129H45V130H48L49 131V133L51 134V131H52V133H53V130L55 131V135H57V137L59 136V133H60V130L59 129H55V126L57 127V128H59V127H63L62 125L64 124V123H62V121H65L66 120V118L67 117H70V114L72 113H79L80 111L81 112H83L82 110H80V109H78L77 107H75V105L77 104L76 102L78 101L77 100V98L75 99L76 100V102L75 101H73V99H71V101H73V102H71L70 100L68 101V102H66V103H68L69 104V102H71V104L69 105V106H67V108H65L66 106H60V107H64L63 109L61 108V110L60 109H58V107L57 108H55V106L57 105V104H59V102H58V99H56L57 100V102H55L54 100H53V98H52V95L51 94H49V95H47L46 93L44 94V92L43 91H45L46 89H47V87H49V89H50V91L52 92H54V90L56 91L57 89V87L55 86V85H52L51 84V82H52V80L53 79H55V77H58L59 79H61V80H63L65 77H66V75H67V72L66 71H69V69L74 65L73 63L74 62H79V61H75V60H77V58H85V60L87 59V61H89V62H91L92 64H93V62H92V59H94V61L95 60H97L98 62H99V60L101 59V57H99V55L97 54V51L99 52L100 51V49L102 50L104 47H102L101 48V46L99 45V47L97 46V45H95L94 43H92V45H88V44H86V46L87 47H85V48H87V49H85L86 51L84 52L83 50H82V46L83 45H81V42H83V40L86 38V36H88V35H86V31L85 30H87V28L86 29H84L86 26H84V28L83 27H78V26H80V25H82L81 23H85V22H81L80 23V21L81 20H76V18H75ZM88 18H89V15L87 16ZM94 17V16H93ZM47 18H43L42 17V20L43 19H45V20H47ZM80 18V17H79ZM86 18V17H85ZM97 18V17H96ZM119 18V17H118ZM163 19V20H165V23L163 22V20H161L163 23H164V25H162L161 24V21H159L160 19ZM59 19V18H58ZM66 19H68V18H66ZM91 19V18H90ZM98 19V18H97ZM96 19V20H97ZM104 19V18H103ZM45 20H44V22H45ZM49 21H47L46 23H48V24H43L42 22V24L40 23V21H38L39 23H40V27H42L43 25H47V27H51L52 29H56V25L58 24H53V23H51V21H50V19H48ZM65 20V19H64ZM94 20V19H93ZM109 20H110V18H109ZM112 20V19H111ZM120 20V19H119ZM122 20V19H121ZM54 21V20H53ZM70 21V20H69ZM68 21V22H69ZM105 21V20H104ZM38 22H37V24H38ZM93 22V21H92ZM110 22V21H109ZM112 23L114 22L113 20L111 21ZM111 22L109 23V24H111ZM120 22V21H119ZM74 23V22H73ZM72 23V24H73ZM97 23H99V22H97ZM96 23V24H97ZM116 23V22H115ZM238 23H241V25H239ZM61 24H63V22L61 23ZM66 24V23H65ZM93 24H95V22L93 23ZM100 24V23H99ZM102 24H104V22L102 23ZM107 24V23H106ZM109 24H107V25H109ZM118 24V23H117ZM59 25V24H58ZM120 25V24H119ZM136 25H138V24H136ZM60 26H62V25H60ZM60 26H58V27H60ZM70 26H71V24H70ZM88 26V25H87ZM99 26V25H98ZM104 26V25H103ZM115 26H116V24H115ZM140 26V25H139ZM3 27H5V25L3 26ZM2 27V28H3ZM38 26H36V28H37ZM45 27V26H44ZM58 27H57V29L56 30H58ZM78 27V28H77ZM90 27H92V29H93V26H90ZM90 27H88V28H90ZM100 27V26H99ZM39 28V27H38ZM51 28H49V30L51 29ZM108 28V27H107ZM114 28V27H113ZM117 28V27H116ZM129 28V27H128ZM132 28V27H131ZM134 28V27H133ZM247 29L248 31L249 30H251V32L252 33H246L244 30L245 29ZM5 29H6V27H5ZM4 29V30H5ZM48 28H46V30H47ZM51 29V30H52ZM102 29V28H101ZM136 29H138V28H136ZM0 30H3V29H0ZM48 30V31H49ZM50 30V31H51ZM62 30V29H61ZM129 30V29H128ZM140 30V31H141ZM240 30V32H243V33H246L245 35L246 36H244V35H242V33H240V35L237 33V31H239ZM35 31V30H34ZM49 31V32H50ZM53 31V30H52ZM60 31V30H59ZM102 31V30H101ZM100 31V32H101ZM112 31V30H111ZM36 32H37V30H36ZM35 32V34H37ZM54 32H56L55 30H54ZM53 32V33H54ZM66 32V31H65ZM135 32H137V31H135ZM141 32V33H142ZM106 33V32H105ZM112 33V32H111ZM114 33H118V32H114L113 31V33L112 34H114ZM132 33H133V31H132ZM55 34V33H54ZM87 34H89L88 32H87ZM91 34V33H90ZM101 34V33H100ZM255 34V33H254ZM62 35H64L63 34V32H57V34H56V36H55V39H54V41L57 39L56 37H62ZM86 35V36H85ZM96 35V34H95ZM107 35V34H106ZM137 35H136V37H137ZM37 36V35H36ZM49 36V35H48ZM67 36V35H66ZM90 36V35H89ZM88 36V37H89ZM100 36V35H99ZM259 36V35H258ZM257 36V37H258ZM38 37V36H37ZM37 37H35V38H37ZM65 37V36H64ZM71 37V36H70ZM87 37V38H88ZM97 37V36H96ZM107 37V36H106ZM208 37H210V38H212V40H210L209 41V43H203L204 41H203V39H205V38H208ZM260 37H264V35L263 36H260ZM99 38V37H98ZM114 38V37H113ZM169 38V39H168ZM122 39V40H121ZM199 39V40H198ZM58 40V39H57ZM61 40V39H60ZM65 40V39H64ZM67 41H68V39H66ZM69 40H71V39H69ZM93 40V39H92ZM95 40V39H94ZM141 40H142V42H141ZM183 40V41H182ZM196 40H198L199 42H196ZM256 40H258V39H256ZM27 41V40H26ZM33 41H34V38H33ZM106 41V40H105ZM192 41H194V43L192 44ZM202 41V42H201ZM35 42V41H34ZM57 42V41H56ZM95 42V41H94ZM104 42V41H103ZM116 42H118V44H116L115 45V43ZM197 44H196V43ZM206 42V41H205ZM22 43V42H21ZM29 43H31V42H29ZM43 45H42V44ZM52 43V42H51ZM85 43V41L83 42V44ZM87 43H89V41L87 42ZM71 44V43H70ZM101 44V43H100ZM111 44V45H112ZM145 44V43H144ZM190 44V46L192 45V48H190V46H188ZM204 44V45H203ZM207 44V46H205ZM29 45H31V44H29ZM55 45V44H54ZM53 45V46H54ZM102 45V44H101ZM104 45H106V44H104ZM257 45V44H256ZM58 46V45H57ZM85 46V45H84ZM108 47L110 46V43H109V45H107ZM200 46V45H199ZM216 46V47H215ZM23 47V46H22ZM97 47H98V50H97ZM148 47V46H147ZM197 47H195V48H197ZM205 47H208V49L206 48L205 49ZM215 47V48H214ZM253 47V49H251ZM257 47V46H256ZM113 48V49H114ZM150 48V47H149ZM189 48L190 49H192V51H191V53H190V50H189ZM203 48H204V50H203ZM46 49V50H45ZM106 49H108V48H106ZM116 49H114V50H116ZM160 49V48H159ZM251 49V50H250ZM256 49V48H255ZM260 49V48H259ZM22 50H24L23 52H22ZM55 50V51H54ZM97 50V51H96ZM114 50H113V52H114ZM122 50V51H123ZM146 50V49H145ZM154 50H156V49H154ZM161 50V49H160ZM256 50H258V49H256ZM255 50V52H256V54H258L259 53V51L257 52ZM17 51V53L19 52L18 50H15V52ZM50 51H51V49H50ZM102 51H104V50H102ZM108 51H110V50H108ZM121 51V50H120ZM121 51V52H122ZM158 51V50H157ZM262 51V50H261ZM105 52V51H104ZM111 53L113 56L112 57H114L115 55V53L117 52H115V53ZM146 52V51H145ZM149 53H150V51H148ZM167 52V53H166ZM193 52H194V54H193ZM199 52V54H200V51H198ZM197 52V53H198ZM101 53V52H100ZM103 53V52H102ZM124 53H126L125 51H124ZM147 53V52H146ZM197 53H196V55H197ZM209 53V54H210ZM41 54V55H40ZM55 54V55H54ZM97 54V56L95 57L94 55H96ZM148 54V53H147ZM209 54H208V56H209ZM255 54V55H256ZM14 55V54H13ZM18 55V56H19ZM50 55V54H49ZM101 55H103V54H101ZM106 55V54H105ZM104 55V56H105ZM117 55V54H116ZM119 56H120V54H118ZM125 55V54H124ZM132 55V54H131ZM144 55L146 56V54L144 53ZM203 55H205V54H203ZM261 55V54H260ZM82 56V57H81ZM127 56V55H126ZM139 56V55H138ZM143 56V55H142ZM149 56V55H148ZM157 56V55H156ZM159 56V55H158ZM199 56V55H198ZM208 56H206V58H208ZM211 56V55H210ZM107 57V56H106ZM116 57H118V56H116ZM135 57V56H134ZM133 57V58H134ZM200 57V56H199ZM10 58V57H9ZM76 58V59H75ZM79 58V59H80ZM96 58V59H95ZM100 58V59H99ZM105 58V57H104ZM115 58V57H114ZM123 58V57H122ZM125 58V57H124ZM128 58V57H127ZM130 58V60H129V62L132 60V62H133V60L134 61H136V59H131L132 57H129ZM146 59H147V57H145ZM151 58V57H150ZM155 58V57H154ZM205 58V59H206ZM263 58H264V56H263ZM15 59V58H14ZM75 59V60H74ZM102 59H103V57H102ZM106 59V58H105ZM111 59H113V58H111ZM121 59V58H120ZM140 59V58H139ZM155 59H157V61H159L160 62V60H158V58H155ZM204 59V60H205ZM209 59V58H208ZM48 60V59H47ZM117 60V59H116ZM127 60V59H126ZM125 60V61H126ZM143 60H145L144 59V57H143V59H142V65L143 64H145L146 63V61H145V63L143 62ZM199 60V61H198ZM84 60H82V62H83ZM86 61V62H87ZM113 61V60H112ZM123 60H121V62H122ZM128 61V60H127ZM138 61V60H137ZM153 61V60H152ZM156 61V60H155ZM162 61V60H161ZM249 61L251 62H253V63H249ZM85 62V61H84ZM102 62V65H103V61H101ZM101 62H99L100 64H101ZM106 63H108L109 64V62H107V61H105ZM111 62V61H110ZM140 62H141V60H140ZM140 62H139V64H140ZM158 62V63H159ZM261 62V68H263V71L262 70H260V72L262 71V73H264V59H263V61H260ZM4 63V62H3ZM9 63H10V61H9ZM68 63H71V64H73L72 66L71 65H69ZM75 63V64H76ZM80 63H81V60H80ZM79 63V64H80ZM97 62L95 61L94 62V64H96ZM127 63V62H126ZM149 63V62H148ZM154 62H152V64H153ZM203 63H204V61H203ZM259 63V62H258ZM7 64H8V62H7ZM82 64H84V63H82ZM114 64V63H113ZM201 64V63H200ZM71 66V67H69V66ZM78 65V64H77ZM88 65V64H87ZM87 65L86 66H84V68L86 67V68H88L87 67ZM104 65H105V63H104ZM103 65V66H104ZM117 64H115V66H116ZM122 65H126V64H124V62H123V64ZM132 65H133V63H132ZM130 66V70L132 71V73H133V71L135 72V73H137L138 71H135V70H133V69H136L137 70V68L139 67V66H137L136 64V68L134 67L133 68V66ZM142 65H140V66H142ZM146 65V64H145ZM144 65V66H145ZM148 65V64H147ZM150 65V64H149ZM156 65V64H155ZM154 65V66H155ZM161 65V64H160ZM160 65H158V67L157 68H159L160 67ZM247 65V66H248ZM251 65V66H252ZM0 66H1V64H0ZM5 66H7V65H5ZM82 66V65H81ZM108 66V65H107ZM126 66H128V64L126 65ZM126 66H123V68L124 69H126V71H128L127 72V74L130 72L129 71V68L128 67H126ZM162 66V65H161ZM206 66V65H205ZM244 66V68H242ZM255 66V65H254ZM257 66H258V64H257ZM260 66V65H259ZM1 67H3V66H1ZM74 68L73 69H75V65L73 66ZM78 67H80V66H78ZM83 67V66H82ZM90 67V66H89ZM98 67H100V66H98ZM111 67V66H110ZM114 67V66H113ZM113 67H112V69H113ZM126 67V68H125ZM200 67V66H199ZM246 67V68H245ZM256 67V66H255ZM254 67V68H255ZM83 68V69H84ZM90 68H92V66L90 67ZM117 68H119V67H117ZM120 68H122V67H120ZM119 68V69H120ZM122 68V69H123ZM133 68V69H132ZM140 68V67H139ZM139 68H138V70H139ZM144 68H146V67H144ZM150 68H153V66L152 67H150ZM149 68V69H150ZM156 68V69H157ZM161 68V67H160ZM163 68V67H162ZM202 68V67H201ZM207 68V67H206ZM72 68L70 69L71 71L73 70ZM76 69H78L77 67H76ZM79 69H81L80 71L83 73V72H85V71H82V68H79ZM78 69V70H79ZM93 69H95V67L93 68ZM107 69V68H106ZM110 69V68H109ZM121 69V70H122ZM148 69V70H149ZM155 69V70H156ZM166 69V68H165ZM164 69V70H165ZM174 69V68H173ZM258 69H260V68H258ZM86 70V69H85ZM98 70V69H97ZM105 70V69H104ZM140 70H142L143 71V69L142 68H140ZM139 70V71H140ZM147 70V71H148ZM152 70V69H151ZM154 70V71H155ZM162 70V69H161ZM160 69L158 70V73H159V71H161ZM209 70V69H208ZM207 69H206V71H208ZM74 71V70H73ZM72 71V72H73ZM92 71H95V70H92L91 69V72ZM114 71V70H113ZM125 71V70H124ZM125 71V72H126ZM142 71L141 72H138V74L140 73H142ZM172 71H168V73H171ZM259 71V70H258ZM71 72V73H72ZM90 72V71H89ZM102 72V71H101ZM124 72V73H125ZM143 72H145V70L143 71ZM165 72V71H164ZM172 72V73H173ZM203 72H205L204 70H203ZM69 73V72H68ZM71 73H69V74H71ZM92 73H94V72H92ZM113 73H115V71L113 72ZM112 73V74H113ZM132 73H130L132 76L130 77V78H132L133 77V75H135L134 73L132 74ZM156 73V72H155ZM154 73V75H157L158 76V74L156 73L155 74ZM162 73H163V71H162ZM171 73V74H172ZM205 73H207V72H205ZM204 73V74H205ZM248 73V72H247ZM261 73V75L263 76V74ZM8 74V75H7ZM85 74V73H84ZM88 74V73H87ZM109 74V73H108ZM120 74V73H119ZM126 74V75H127ZM139 74V75H140ZM208 74H209V72H208ZM75 75V74H74ZM73 75V76H74ZM79 75V74H78ZM91 75V74H90ZM97 75V74H96ZM129 75V74H128ZM137 75V74H136ZM143 75V74H142ZM153 75V76H154ZM160 75V74H159ZM170 74H168V75H166V76H168V77H171V75L169 76ZM206 75V74H205ZM244 75H246L245 73H244ZM67 76H69V75H67ZM72 76V75H71ZM93 76V75H92ZM112 76V75H111ZM156 76V77H157ZM162 76V75H161ZM165 76V77H166ZM173 76V75H172ZM199 76V75H198ZM211 76V77H212ZM80 77V76H79ZM90 77V76H89ZM135 77V76H134ZM140 77V76H139ZM139 77H135V78H139ZM152 77V76H151ZM155 77V76H154ZM154 77H152V78H154ZM160 77V76H159ZM168 77H166V78H168ZM204 77V76H203ZM210 77V80H212V78ZM3 78H1L0 77V80H2ZM8 78V77H7ZM99 78H101V77H99ZM115 78V77H114ZM134 78V79H135ZM150 78V77H149ZM163 78H164V76H163ZM245 78V77H244ZM263 78H264V76H263ZM58 79V80H59ZM66 79V78H65ZM74 79V78H73ZM72 79V80H73ZM199 79V78H198ZM205 79V78H204ZM261 79H262V77H261ZM159 80H160V78H159ZM201 80H203V79H201ZM210 80L208 81V82H210ZM212 80V81H213ZM262 80H264V79H262ZM60 81V80H59ZM65 81V80H64ZM67 81V80H66ZM101 81V80H100ZM154 81V80H153ZM153 81H151V83L153 82ZM157 81V80H156ZM155 81V82H156ZM161 81V80H160ZM198 81V80H197ZM204 81V80H203ZM202 81V85L203 84H206V82H203ZM5 82H8V83H10V84H8L9 85V87H6V86H8V85H6V84H4ZM61 82V81H60ZM95 82H97V81H95ZM104 82V81H103ZM110 82V81H109ZM117 82V81H116ZM207 82V83H208ZM231 82H230V84H231ZM68 83H69V81H68ZM85 83V82H84ZM107 84H108V82H106ZM150 83V84H151ZM210 83H212V82H210ZM226 83V82H225ZM229 83V82H228ZM233 83H232V85H233ZM15 84V85H14ZM70 84V83H69ZM90 84V83H89ZM104 84V83H103ZM117 84V83H116ZM115 84V85H116ZM154 85H155V83H153ZM156 84H158V83H156ZM57 85V84H56ZM63 85V84H62ZM72 85V84H71ZM110 85V84H109ZM146 85H148V82L146 81ZM145 85V86H146ZM163 85V84H162ZM179 85V84H178ZM177 85V86H178ZM202 85L201 86H199V87H202ZM208 85L209 84H207V85H204L202 88H204V89H201V88H198V89H201V90H205L206 92H208L207 90H209V89H207L208 88ZM243 85V86H244ZM261 85V84H260ZM84 86V85H83ZM88 86V85H87ZM99 86V85H98ZM108 86V85H107ZM150 86V85H149ZM149 86H146V87H142V92H145L144 94H146V95H144V96H146L147 98H148V96L147 95H149L150 96V94H152V92H151V88L149 87ZM156 86V85H155ZM180 86V85H179ZM210 86H212V84H210ZM209 86V87H210ZM225 86V85H224ZM234 86H236V85H234ZM251 86V85H250ZM60 87V86H59ZM63 87V86H62ZM61 87V88H62ZM109 87V86H108ZM205 87H207V88H205ZM216 87H215V89L214 90H216ZM233 87V86H232ZM240 87V86H239ZM248 87V86H247ZM262 87H264V86H262ZM61 88H60V90H61ZM90 88V87H89ZM158 88H160V84H159V87ZM166 88V87H165ZM171 88V89H170ZM229 88V87H228ZM243 88H245V87H243ZM254 88V87H253ZM257 88V87H256ZM53 89V90H52ZM66 89V88H65ZM84 88H82V90H83ZM111 88H109V90H110ZM161 89V88H160ZM159 89V90H160ZM163 89V88H162ZM167 89V88H166ZM218 89V88H217ZM224 89V88H223ZM231 89V88H230ZM255 89V88H254ZM138 90V89H137ZM165 90V89H164ZM228 90V89H227ZM233 90V89H232ZM232 90H231V92H230V94L232 93ZM234 90H237L236 88L234 89ZM242 90V89H241ZM249 90H251V89H249ZM263 90V92H261V93H263L264 94V89H262ZM49 91V92H50ZM58 91H59V88H58ZM57 91V92H58ZM98 91V90H97ZM166 91V90H165ZM171 91V92H172ZM202 91V92H203ZM210 91H212L213 93H211V92H209L210 94H215V92L216 91H213V90H211L210 89ZM238 91H240V88H239V90ZM252 91V90H251ZM258 91H260V89L258 90ZM47 92V91H46ZM48 92V93H49ZM79 92V91H78ZM107 92H108V89H107ZM112 92V91H111ZM141 92V93H142ZM201 92V91H200ZM223 92H226V91H223ZM236 93H237V91H235ZM60 93V92H59ZM90 93V92H89ZM101 93V92H100ZM234 93V92H233ZM239 93V92H238ZM238 93H237V95H238ZM137 94H139V93H137ZM160 94V93H159ZM209 94V95H210ZM217 94H218V91H217ZM219 94H225V93H219ZM226 94L228 95L229 93H227L226 92ZM241 95H242V93H240ZM240 94H239V96H240ZM259 94H260V92H259ZM51 95V96H50ZM64 95V94H63ZM90 95V94H89ZM100 95H102V94H100ZM109 95V94H108ZM112 95V94H111ZM234 95H235V93H234ZM244 95V94H243ZM50 96V97H49ZM56 96H58V94L56 95ZM110 96V95H109ZM117 96V95H116ZM139 96V95H138ZM140 96H142V95H140ZM152 96H153V94H152ZM155 96V95H154ZM153 96V97H154ZM213 96V95H212ZM217 96V95H216ZM221 96V95H220ZM53 97H54V94H53ZM69 97V96H68ZM73 97H74V95H73ZM72 97V98H73ZM76 97V96H75ZM78 97V99H81V98H83L82 96H81V98H80V96H77ZM90 97V96H89ZM151 97V96H150ZM152 97V98H153ZM214 97V96H213ZM218 97H219V95H218ZM223 97H225V96H223ZM231 97V96H230ZM230 97H228V98H230ZM238 97V96H237ZM236 97V98H237ZM59 98V97H58ZM70 98V97H69ZM86 98V97H85ZM84 98V99H85ZM99 98H101V97H99ZM108 99H110L109 97H107ZM141 98V97H140ZM143 98V97H142ZM141 98V99H142ZM151 98V100H154L155 101V99H152ZM155 98H157L156 96H155ZM226 98V97H225ZM239 98H241V97H239ZM239 98H238V100H239ZM251 98V97H250ZM52 99V100H51ZM84 99H83V101H82V105L80 104V102H79V104H80V106H83L84 105ZM94 99H96L97 100V98L96 97H93V100ZM114 99L115 100H117L115 97H114ZM177 99H180V100H177ZM197 99V100H198ZM235 99V98H234ZM62 100V99H61ZM64 100V99H63ZM87 100H89V102H90V100H92L91 98H89L88 99V97H87ZM93 100H92V102H93ZM150 100V101H151ZM215 100V99H214ZM217 100V99H216ZM212 101V103L214 102H217V101ZM64 101H66V99L64 100ZM95 101V100H94ZM119 101V100H118ZM141 101V100H140ZM149 101V100H148ZM175 101V102H176ZM192 101V102H191ZM204 100H200V101H198V102H203ZM209 101V100H208ZM224 101H226L225 99H224ZM41 102V103H40ZM88 102V103H89ZM92 102H90V104L92 103ZM122 102V101H121ZM155 102H157V101H155ZM39 103V104H38ZM57 103V104H56ZM60 103H62V101L60 102ZM76 103V104H75ZM86 103V102H85ZM94 103V102H93ZM114 103V102H113ZM139 103V102H138ZM141 103H143V101H141L139 104H141ZM152 103V102H151ZM177 103V102H176ZM206 103V102H205ZM218 103V102H217ZM217 103H216V105H217ZM219 103V104H220ZM226 103H227V101H226ZM43 106H42V105ZM87 104V103H86ZM95 104V103H94ZM121 104V103H120ZM144 104H146V105H150L151 106V104L150 103H143V105ZM155 104V103H154ZM160 104V103H159ZM196 104H198L197 102H196ZM203 104H204V102H203ZM36 105H41L42 106V109L40 108V107H37ZM65 105V104H64ZM67 105V104H66ZM119 105V104H118ZM122 105H124L123 103L121 104V106ZM142 105V104H141ZM210 105V104H209ZM46 107L45 109L43 108V107ZM59 106V105H58ZM76 106H78V104L76 105ZM80 106H79V108H80ZM139 106L140 105H138V108H139ZM156 106V104L154 105V107ZM161 106V105H160ZM173 106H174V104H173ZM221 106V105H220ZM59 107V108H60ZM124 107V106H123ZM122 107V108H123ZM146 106H144V107H140L139 109H140V112H141V114L145 117V120H147L146 119V116L148 115V111L147 110H149V108L147 107V109L145 108ZM153 107V106H152ZM151 107V108H152ZM153 107V108H154ZM163 107V106H162ZM185 107H187V106H185ZM121 108V109H122ZM150 108V109H151ZM233 108V107H232ZM231 108V109H232ZM138 109V110H139ZM158 109V108H157ZM219 109V110H218ZM233 109H235V108H233ZM233 109L231 110V112L233 113ZM247 109V108H246ZM5 110V109H4ZM135 110V109H134ZM161 110V109H160ZM159 110V111H160ZM169 110V111H168ZM221 110V111H220ZM239 110H240V108H239ZM242 110V112H243V109H241ZM241 110H240V112H241ZM245 110V109H244ZM135 111H137V109L135 110ZM150 111V110H149ZM154 111V110H153ZM167 111V113L168 112H170L171 110L170 109H167L166 110ZM235 111V110H234ZM238 111V110H237ZM5 112V113H6ZM18 112H21V115H22V119H24L23 121H21L19 118H16V120H19V121H16L15 120V118H14V120H13V116L14 115H16V116H18L19 117V115H18ZM69 112H71L70 114H69ZM132 112H134V111H132ZM239 112V111H238ZM238 112H236V114H237V116L239 115L238 114ZM246 112H248V111H246ZM245 112V113H246ZM67 113L69 114L68 116H67ZM84 113V112H83ZM137 113V112H136ZM139 113V112H138ZM153 113H155V112H153ZM244 113V114H245ZM12 114H14V115H12ZM75 114V115H76ZM226 114H228V116H226ZM235 114V115H236ZM247 114V113H246ZM245 114V115H246ZM249 114H251L250 112H249ZM254 114H255V112H254ZM257 114V117H258V113H256ZM7 115V114H6ZM75 115H73V116H75ZM78 115V114H77ZM79 115H80V113H79ZM112 115V114H111ZM121 115H122V113H121ZM140 115V114H139ZM146 115V116H145ZM150 115H151V113H150ZM149 115V116H150ZM153 115V114H152ZM163 115H165V114H163ZM175 115H176V117H175ZM209 115V114H208ZM211 115V116H212ZM234 114H232V116L229 118V121L231 122V120L230 119H232V117L233 116H235ZM241 115V114H240ZM239 115V116H240ZM16 116H14V117H16ZM80 116H82V115H80ZM156 116V115H155ZM170 116V115H169ZM179 116V118L178 119H180L181 117ZM213 116H212V118H213ZM216 116V115H215ZM214 116V117H215ZM237 116H236V118H237ZM252 116H254V115H252L251 114V116H250V118L252 117ZM84 117V116H83ZM121 117V116H120ZM140 117H141V120L143 119L142 118V116L140 115ZM151 117V116H150ZM154 116H152V118H153ZM162 117V116H161ZM167 117H168V115H167ZM166 117V118H167ZM170 117H172V116H170ZM216 117H218V116H216ZM222 117V118H223ZM245 117V116H244ZM82 118V117H81ZM116 118V117H115ZM148 118V117H147ZM151 118V119H152ZM221 118V117H220ZM239 118V117H238ZM237 118V121H239L240 122V120ZM247 118V117H246ZM30 119H32L31 120V123L29 124V122H30ZM85 119H87V118H84L83 120H85ZM117 119V118H116ZM121 119V118H120ZM154 119V118H153ZM162 119V118H161ZM167 119H169V118H167ZM182 119V118H181ZM218 119H219V117H218ZM226 119H228V118H226ZM144 120V119H143ZM165 120V119H164ZM174 120L172 121V123L171 124H174L173 122H174ZM203 120H204V122L205 121H208L207 122V124L205 125L204 123H203ZM212 120V119H211ZM216 120V119H215ZM214 120V121H215ZM221 120V119H220ZM225 120V119H224ZM233 120L236 122V119H234V117H233ZM256 120V119H255ZM260 120V119H259ZM0 121H1V117H0ZM29 121V122H28ZM90 121V120H89ZM123 121H125V120H123ZM149 121H150V119H149ZM152 121V120H151ZM169 121V120H168ZM219 121V120H218ZM222 121V120H221ZM227 122V120H225L222 124H224V123H230V122ZM243 121V120H242ZM127 122V121H126ZM213 122V121H212ZM211 122V123H212ZM235 122H233V123H235ZM262 122V121H261ZM38 123H36V125L38 126L39 124ZM88 123V122H87ZM169 123V124H170ZM255 123V122H254ZM3 124V125H4ZM55 126H54V125ZM68 125H69V123H67ZM71 124V123H70ZM74 124V123H73ZM213 124V123H212ZM221 124V123H220ZM31 125V126H30ZM166 125V124H165ZM210 125V124H209ZM230 125H231V123H230ZM234 125V124H233ZM233 125H231V126H233ZM34 126V125H33ZM41 126V125H40ZM65 126V125H64ZM73 126V128H75L74 127V125H72ZM83 126V125H82ZM86 126V125H85ZM88 126V125H87ZM90 126V125H89ZM168 126V125H167ZM211 126V125H210ZM237 126V125H236ZM236 126L235 127H233V128H235L236 129ZM246 126V125H245ZM252 126H254V124L252 125ZM257 126V125H256ZM263 126V125H262ZM0 127H1V125H0ZM70 127H71V125H70ZM69 126H68V128H70ZM165 127V126H164ZM218 127V126H217ZM228 127V126H227ZM65 128V127H64ZM64 128H62V130H64ZM88 128V127H87ZM166 128V127H165ZM232 128V127H231ZM232 128V129H233ZM248 128V127H247ZM254 128H255V126H254ZM261 128H263V127H261ZM260 128V129H261ZM5 129V128H4ZM65 129H67V127L65 128ZM83 129V128H82ZM88 129H91V128H88ZM146 129V128H145ZM144 128H140V129H138V131H136L135 130V132H138V133H136V134H138V136H142L143 137V139H145L144 137H149V135H148V131L147 130H145ZM220 129V128H219ZM239 129H241V128H239ZM259 129V131H261ZM51 130V131H50ZM76 130V128L74 129V130H72V131H75ZM209 130V131H208ZM226 130H228V129H226ZM256 130V129H255ZM257 130H258V127H257ZM264 130V129H263ZM5 131V130H4ZM36 131H37V128H36ZM41 131V130H40ZM42 131H44V130H42ZM41 131V132H42ZM153 131V130H152ZM215 131V130H214ZM219 132L220 131H222V129L221 130H218ZM218 131L216 130V133H218ZM237 131V130H236ZM235 131V132H236ZM57 132H59V133H57ZM63 132V131H62ZM62 132L60 133V134H62ZM65 132H67V133H65L67 136H66V138H68V137H70V136H68L69 134H70V132L71 131H69V134H68V131L66 130ZM77 132L78 133H82V132H79L78 131V129H77ZM133 132V131H132ZM151 132V131H150ZM212 132V131H211ZM234 132V133H235ZM252 132V131H251ZM1 133V132H0ZM10 133V132H9ZM64 133V132H63ZM72 133V132H71ZM75 133H76V131H75ZM99 133V132H98ZM134 133V132H133ZM238 133V132H237ZM253 133V132H252ZM260 133V132H259ZM47 134H48V132H47ZM64 134V135H65ZM88 134V133H87ZM102 134V133H101ZM151 134H153V135H156V136H154V137H156L155 138V141L157 142V143H159L160 142V140H162L161 139V134L163 135V133H158V134H155V131H154V133H150V135ZM219 134V133H218ZM227 134V133H226ZM249 134H250V132H249ZM249 134H247V135H249ZM262 134V133H261ZM1 135H2V133H1ZM11 135V134H10ZM53 135V134H52ZM71 135V134H70ZM74 135V134H73ZM78 135H81V134H78ZM77 135V136H78ZM165 135V134H164ZM163 135V136H164ZM209 135V134H208ZM211 135H214V134H210L209 136L211 137ZM221 135H222V133H221ZM233 135V134H232ZM243 135V134H242ZM247 135L245 136L246 137V139H247ZM252 134H250V137L251 138H253V136H251ZM254 135H255V133H254ZM264 135V134H263ZM4 136V135H3ZM9 136V135H8ZM44 136V135H43ZM42 136V137H43ZM47 136V135H46ZM63 136V135H62ZM76 136V135H75ZM85 136V135H84ZM91 136V135H90ZM93 136H95V135H93ZM162 136V137H163ZM217 136V135H216ZM229 136V135H228ZM227 136V137H228ZM234 136V135H233ZM244 136V135H243ZM259 136H260V134H259ZM26 137H27V134H26ZM61 136H59V138H60ZM105 137V136H104ZM210 137H208V138H210ZM212 137H214V136H212ZM218 137V136H217ZM224 137V136H223ZM255 137H256V135H255ZM261 137H263V136H261ZM260 137V138H261ZM1 138V137H0ZM39 138V137H38ZM96 138V137H95ZM98 138H99V136H98ZM153 138V137H152ZM240 138V137H239ZM259 138V137H258ZM259 138V139H260ZM19 139V138H18ZM17 139V140H18ZM22 139V140H23ZM49 139V138H48ZM64 139H65V137H64ZM71 139V138H70ZM105 139V138H104ZM220 139V138H219ZM224 139V138H223ZM235 139V138H234ZM238 139V138H237ZM14 140V139H13ZM38 140V139H37ZM40 140V139H39ZM45 140H47V139H45ZM50 140V139H49ZM52 140V139H51ZM73 140H75V137H74V139L72 138V141ZM78 140H79V136H78ZM163 140V141H164ZM217 140V139H216ZM221 140V139H220ZM229 140H230V138H229ZM228 140V141H229ZM240 140H241V138H240ZM1 141H4V140H1ZM6 141V140H5ZM20 141H21V139H20ZM71 141V142H72ZM89 141V140H88ZM141 141H143L142 139H141ZM145 141H146V139H145ZM152 141L155 143V141H154V139H152ZM231 141V140H230ZM236 141V140H235ZM238 141V140H237ZM236 141V142H237ZM242 141V140H241ZM259 141H261V139L259 140ZM39 142H41V141H38L37 143H39ZM55 142V141H54ZM75 142V141H74ZM76 142H77V140H76ZM144 142V141H143ZM142 142V143H143ZM147 142V141H146ZM212 142H215L214 141V139H212ZM221 142V141H220ZM234 142V141H233ZM15 143V142H14ZM24 143V142H23ZM42 144L44 143V144H46L45 143V141L44 142H41ZM70 143V142H69ZM78 143H80L79 141H78ZM97 143V142H96ZM150 143V142H149ZM157 143H155V145H157V146H159ZM247 143V142H246ZM3 144V143H2ZM21 144V143H20ZM67 144V143H66ZM82 144V143H81ZM140 144H141V142H140ZM139 144V145H140ZM160 144V143H159ZM210 144V145H209ZM235 144V143H234ZM47 145V144H46ZM46 145H44V146H46ZM70 145V144H69ZM79 145V144H78ZM151 145V144H150ZM164 145H165V147H164ZM217 145V144H216ZM233 145V144H232ZM237 145V144H236ZM239 145V144H238ZM246 145V144H245ZM2 146V145H1ZM82 146V145H81ZM89 146V145H88ZM142 146H144V143H143V145ZM141 146V147H142ZM148 146V145H147ZM152 146H154V145H152ZM159 146V147H160ZM214 146H215V144H214ZM235 146V145H234ZM247 146V145H246ZM42 148H40L41 150L43 149V146H41ZM47 148H48V146H46ZM137 147V146H136ZM145 147V146H144ZM149 147V146H148ZM220 147V146H219ZM232 147V146H231ZM25 148V149H26ZM50 148V147H49ZM88 148V147H87ZM87 148L86 149H82L83 151H87ZM93 148V147H92ZM245 148V147H244ZM45 149V148H44ZM138 149V148H137ZM146 149V148H145ZM240 149V148H239ZM246 149V148H245ZM48 150V149H47ZM88 150H90V148L88 149ZM133 150V152H132V154H131V156H132V158H131V160L132 161H130V159L128 158V159H126V160H129V161H124L123 163H122V166L124 167V170H126V174H128V175H133V174H135V172L137 173V172H140L141 171V169H140V171H138L137 169L139 168L138 166V168L136 167V165H135V163L137 164V163H139L138 161L140 160V159H142V158H144L145 156L142 154V152H139V151H141V149L138 151V150H136L135 149V151H134V149H132ZM148 150V149H147ZM234 150V149H233ZM232 150V151H233ZM247 150V149H246ZM9 151V150H8ZM77 151V150H76ZM83 151H82V153L81 154H83ZM93 151V150H92ZM146 151V150H145ZM160 151V152H161ZM209 151V150H208ZM208 151H207V153H208ZM243 151V150H242ZM245 151V150H244ZM256 151V150H255ZM23 152V151H22ZM43 152V151H42ZM41 152V153H42ZM88 152V151H87ZM86 152V153H87ZM147 152V151H146ZM145 152V153H146ZM152 152V151H151ZM161 152V153H162ZM202 152V153H201ZM247 152V151H246ZM245 152V153H246ZM250 152V151H249ZM90 153V152H89ZM94 153V152H93ZM105 153V152H104ZM150 153V152H149ZM154 153V152H153ZM162 153V154H163ZM201 153V154H200ZM207 153L205 154V157H206V155H207ZM211 153V152H210ZM213 153V152H212ZM36 154V153H35ZM80 154V153H79ZM96 154V153H95ZM152 154V153H151ZM218 153L216 152V155H214V153H213V155H210L211 157L212 156H218L217 155ZM27 155V154H26ZM37 155V154H36ZM41 155V154H40ZM93 155V154H92ZM108 155V154H107ZM117 155V154H116ZM130 155V154H129ZM150 155V154H149ZM204 155V154H203ZM244 155V154H243ZM251 155V154H250ZM254 155V154H253ZM47 156V155H46ZM95 155H93L92 157H94ZM97 156H99V155H97ZM124 156V155H123ZM122 156V157H123ZM148 156V155H147ZM151 156V155H150ZM161 156H163V155H161ZM207 156H209V153H208V155ZM209 156V157H210ZM6 157V156H5ZM37 157V156H36ZM39 157V156H38ZM42 157V156H41ZM81 157V156H80ZM90 157H91V154H90ZM96 157V156H95ZM102 157V156H101ZM104 157H105V155H104ZM116 157V156H115ZM118 157V156H117ZM121 157V158H122ZM220 157V156H219ZM222 157H224V156H222ZM222 157H220V158H222ZM252 157V156H251ZM21 158V157H20ZM35 158V157H34ZM119 158V157H118ZM203 158V157H202ZM207 158V157H206ZM262 158V157H261ZM38 159V158H37ZM40 159V158H39ZM43 159V158H42ZM102 159V158H101ZM117 159V158H116ZM123 159V158H122ZM158 159V158H157ZM161 159V157H160V155H159V160ZM211 159V158H210ZM223 159V158H222ZM248 159V158H247ZM246 159V160H247ZM249 159H251V158H249ZM249 159H248V161H249ZM97 160V159H96ZM120 160V159H119ZM123 160H125V159H123ZM144 160H145V158H144ZM149 160V159H148ZM202 160H204V159H202ZM212 160H214V159H212ZM226 160V159H225ZM252 160H253V157H252ZM257 160V159H256ZM263 160V159H262ZM15 161V160H14ZM134 161H136L135 163H134ZM162 161V160H161ZM173 161H171L170 163H172ZM208 161H209V159H208ZM248 161H244V164H246V162L247 163H249ZM261 161V160H260ZM117 162H118V159H117ZM142 162V161H141ZM156 162H157V160H156ZM216 162V161H215ZM242 162V161H241ZM253 162H255V161H253ZM253 162H251V163H253ZM262 162V161H261ZM6 163V162H5ZM42 163V162H41ZM163 163V162H162ZM162 163H160V164H162ZM165 163V162H164ZM168 163V162H167ZM174 163V162H173ZM217 163V162H216ZM216 163L214 164L215 166H217L216 165ZM250 163V164H251ZM1 164V163H0ZM50 164H51V162H50ZM49 164V165H50ZM142 164H143V162H142ZM169 164V163H168ZM212 164H213V162H212ZM219 164V163H218ZM256 164V163H255ZM259 164H260V162H259ZM258 163H257V165H259ZM9 165V164H8ZM15 165V164H14ZM162 165H164V164H162ZM221 165V164H220ZM155 166H157L156 164H155ZM166 166V165H165ZM211 166V165H210ZM222 166H223V163H222ZM224 166H225V163H224ZM53 167V166H52ZM51 167V168H52ZM122 167V168H123ZM142 167V166H141ZM174 167V166H173ZM197 167H199V166H197ZM206 167H208V166H206ZM213 167V166H212ZM212 167H211V169H212ZM226 167V166H225ZM249 167V165H247V168ZM252 167V166H251ZM12 168V167H11ZM15 168V167H14ZM120 168H121V166H120ZM121 168V169H122ZM175 168V167H174ZM201 168V169H200ZM204 168V167H203ZM210 168V167H209ZM214 169H215V167H213ZM217 168V170L216 171H219L220 172V170H218V168H220V167H216ZM240 168V167H239ZM246 168V169H247ZM252 168H254V167H252ZM252 168H251V170H252ZM4 169H5V167H4ZM199 169L200 170H202V167L200 166L199 167ZM213 169V170H214ZM260 169V168H259ZM6 170V169H5ZM53 170V169H52ZM148 170V169H147ZM196 170H198V169H196ZM210 170V169H209ZM222 170V169H221ZM243 170V169H242ZM3 171V170H2ZM204 171V170H203ZM207 171V170H206ZM256 171H258V170H256ZM261 172H264V171H262V169L260 170ZM10 172V171H9ZM142 172H143V170H142ZM173 172V171H172ZM17 173V172H16ZM56 173V172H55ZM196 173H197V171H196ZM198 173H202V172H200L199 170H198ZM258 173V172H257ZM7 174V173H6ZM9 174V173H8ZM12 174V173H11ZM22 174V173H21ZM148 174V173H147ZM219 174V173H218ZM246 174V173H245ZM262 174V173H261ZM2 175V174H1ZM18 175V174H17ZM20 175V174H19ZM127 175V176H128ZM142 175V174H141ZM206 174H204V176H205ZM209 175V174H208ZM207 175V176H208ZM210 175H211V173H210ZM214 175H216V174H214ZM237 175V174H236ZM146 176V175H145ZM186 176V177H185ZM203 176V175H202ZM217 176V175H216ZM260 176V175H259ZM264 176V175H263ZM15 177V176H14ZM138 177V176H137ZM188 177V178H187ZM192 177H193V179H192ZM192 177H191V179L193 180V183L195 182L194 181V176L192 175ZM198 176L196 175V177H195V180H196V178H197ZM3 178V177H2ZM126 179H127V177H125ZM132 178V177H131ZM174 178V177H173ZM189 179V180H186V179ZM199 178V177H198ZM203 178H206V177H203ZM237 178H238V176H237ZM10 179V178H9ZM8 179V180H9ZM139 179V178H138ZM143 179H144V177H143ZM142 178H141V180H143ZM210 178H208V180H209ZM212 179V178H211ZM210 179V180H211ZM229 179V178H228ZM240 181L242 180L243 181V178L241 179V178H238ZM245 179V178H244ZM6 180V179H5ZM129 180V179H128ZM186 180V181H185ZM201 181H202V179H200ZM207 180V179H206ZM208 180L207 181H205V184H207V185H209L208 184ZM215 182H216V180L215 179H213ZM237 180V179H236ZM238 180V182H240ZM249 180V179H248ZM248 180H247V178L245 179V181L246 182H248ZM4 181V180H3ZM10 181V180H9ZM16 181H18V180H16ZM191 181V180H190ZM189 181V182H190ZM198 181V180H197ZM218 181H219V179H218ZM224 181V180H223ZM242 181H241V183H242ZM14 182V181H13ZM19 182V181H18ZM130 182V181H129ZM132 182V181H131ZM207 182V183H206ZM213 182V181H212ZM233 182V181H232ZM132 183H134V179H133V182ZM198 183H200V182H198ZM236 183H237V181H236ZM189 184V183H188ZM187 184V185H188ZM195 184V183H194ZM194 184H192V181L190 182V188L191 187H194L193 185ZM201 184V183H200ZM199 184V185H200ZM247 184V183H246ZM16 185H18L17 183H16ZM131 185V184H130ZM192 185V186H191ZM211 185V184H210ZM225 185V184H224ZM235 185V184H234ZM233 185V186H234ZM241 185V184H240ZM177 186V185H176ZM175 186V187H176ZM196 186V185H195ZM203 186H204V184H203ZM237 186H239L238 185V183H237ZM236 186V187H237ZM243 186V185H242ZM93 187V186H92ZM197 187V186H196ZM207 187V186H206ZM210 187V186H209ZM216 187V186H215ZM214 187V188H215ZM143 188V187H142ZM141 188V189H142ZM177 188H182V187H177ZM176 188V189H177ZM186 188H187V186H186ZM214 188H212L213 190H214ZM238 188H241V190L243 189L241 186L240 187H238ZM17 189L20 191V189H21V191L23 192V190H24V192L26 191V187H25V185L24 184H19L18 186H17ZM183 189V188H182ZM185 189V188H184ZM183 189V190H184ZM189 189V188H188ZM193 189V188H192ZM192 189H190V190H192ZM212 189L210 188V192H213L212 191ZM230 188L228 187V190H229ZM183 190L181 191V192H183ZM187 189H185V191H186ZM196 190H197V188H196ZM225 190H227V189H225ZM235 190V189H234ZM233 190V191H234ZM238 190H240V189H238ZM128 191V190H127ZM130 191V190H129ZM177 191V190H176ZM187 191H189V190H187ZM243 191V190H242ZM29 192V191H28ZM179 192V191H178ZM191 192V191H190ZM189 192V193H190ZM194 192V191H193ZM205 192V191H204ZM210 192L208 193V194H210ZM216 192H217V190H216ZM215 191L213 192V193H215V194H217ZM144 193V192H143ZM192 193V192H191ZM213 193H212V195H213ZM26 194V193H25ZM187 194V193H186ZM204 194V193H203ZM205 194H207V193H205ZM214 194V195H215ZM26 195H28V193L26 194ZM142 195V194H141ZM184 195V194H183ZM187 195H189V194H187ZM192 195V194H191ZM211 195V194H210ZM213 195V197L215 198V196ZM217 195H219V194H217ZM104 196V195H103ZM151 196V195H150ZM206 196V195H205ZM204 196V197H205ZM208 196V198L210 197L209 195H207ZM207 196H206V198H207ZM184 197V196H183ZM212 197V198H213ZM130 198V197H129ZM139 198H140V195H139ZM154 200H155V198L154 197H152ZM211 198V197H210ZM209 198V199H210ZM216 198H218V197H216ZM220 198V197H219ZM131 199V198H130ZM151 199V198H150ZM202 199V198H201ZM205 199V198H204ZM208 199V201H210ZM77 200V199H76ZM132 200V199H131ZM134 200V199H133ZM187 200V199H186ZM213 201H215L214 199H212ZM218 200V199H217ZM40 201V200H39ZM137 201V200H136ZM205 202L207 201V199L206 200H204ZM207 201V202H208ZM213 201H211V203H213ZM37 202H38V200H37ZM36 202V203H37ZM155 201H153V203H154ZM179 202V201H178ZM181 202H182V200H181ZM199 202H201V201H199ZM206 202V203H207ZM40 203V202H39ZM137 203V202H136ZM186 203V202H185ZM192 203V202H191ZM209 204H210V202H208ZM141 204H142V202H141ZM181 204H183V202L181 203ZM198 204V203H197ZM190 205V204H189ZM193 205V204H192ZM191 206V205H190ZM134 207V206H133ZM228 207V206H227ZM230 208V207H229ZM232 208H233V206H232ZM238 208V207H237ZM241 209H243L242 208V206L240 207ZM137 209V208H136ZM227 209V208H226ZM247 209V208H246ZM120 210H122L121 208H120ZM184 210H186V209H184ZM43 211V210H42ZM238 211V216H237V219H236V216H235V219H233V220H235V222H233V220L231 219V221H229V217H228V223H230V225H232L231 227H233L234 229H235V232L236 233H239V235L240 236H242L243 235V232H245V230H246V232L245 233H248L247 232V230H248V227H249V225H251V224H254V219H253V217L251 216V215H253V214H249V215H247V213H245L246 214V218H248V217H252V220H253V222H251V220H250V222L248 221H246V219H244V215H242V214H240V213H243V211L242 212H239L240 210H237ZM186 212V211H185ZM184 212V213H185ZM183 213V212H182ZM227 213V212H226ZM228 213H230V212H228ZM252 213V212H251ZM43 214V213H42ZM137 214V213H136ZM193 214V213H192ZM233 214V213H232ZM231 214V215H232ZM235 214V213H234ZM237 214V213H236ZM235 214V215H236ZM244 214V213H243ZM131 215V214H130ZM182 215H186V214H182ZM181 215V217H179L180 219L183 217ZM189 215V214H188ZM191 215V214H190ZM230 214H229V216H231ZM131 216H133V215H131ZM130 216V217H131ZM234 216V215H233ZM248 216V217H247ZM35 217V216H34ZM136 217V216H135ZM187 218V217H186ZM191 218H192V216H191ZM190 218V220H192ZM231 218V217H230ZM35 220V219H34ZM197 220V219H196ZM129 221H131V220H129ZM178 221H180V220H178ZM182 221V220H181ZM256 221V220H255ZM132 222H133V219H132ZM192 223H193V221H191ZM233 222V223H232ZM196 223V222H195ZM250 223V224H249ZM255 223H258V221H256ZM130 224V223H129ZM194 224V223H193ZM198 224V223H197ZM259 224V223H258ZM258 224H256L255 226L254 225H251V226H253L256 230H252V229H254V228H252L251 226H250V228H252V229H250L249 228V230L248 231H250V230H252L251 232L252 233H250V234H253V237L255 238V240H257L256 241V243L254 244V245H256V248L257 249H253V247H254V245H252L253 247H252V249L254 250L253 252H246V250H244L243 252H242V258L241 259H243V264H264V229H262L260 226H263V224L261 225V223H260V225H258ZM200 225V224H199ZM228 225V224H227ZM226 225V226H227ZM230 225H229V227H230ZM257 225L259 226V228L260 229H257ZM225 226V227H226ZM248 226V227H247ZM228 227V226H227ZM226 227V228H227ZM230 227V228H231ZM195 228V230L197 229L196 227H194ZM203 228V227H202ZM202 228H200L201 230V232H202ZM207 228V227H206ZM225 228V229H226ZM233 228H231V230L233 231ZM188 229V228H187ZM186 229V230H187ZM207 229H209V227L207 228ZM206 229V230H207ZM222 229V228H221ZM224 229V228H223ZM221 230L220 232L222 233V235H224V233H223V231L225 230ZM181 230H184L183 232H185V229H181ZM194 230V229H193ZM193 230L192 229H189V231H192L193 232ZM205 230V231H206ZM219 230V229H218ZM217 230V231H218ZM230 229H228V232H226L227 234H225V235H229V234H231L230 233V231H231ZM199 231V230H198ZM204 231V230H203ZM208 231V230H207ZM225 231H227V229L225 230ZM224 231V232H225ZM182 231H180V233H181ZM182 232V233H183ZM187 233H188V231H186ZM186 232H185V234H186ZM196 232H197V230H196ZM214 232H216V230L214 231ZM220 232H219V234H220ZM234 231H233V234L235 233ZM204 233V232H203ZM209 233H212L211 231L209 232ZM208 233V234H209ZM235 233V234H236ZM189 234L191 235V236H193V234L194 233H191V232H189ZM188 234V235H189ZM198 234V233H197ZM196 233L194 234L195 236L197 235ZM202 234V233H201ZM201 234L199 233V237L201 236ZM213 234V233H212ZM219 234H217L216 233V236L218 235V236H220ZM207 234L205 233V236H206ZM210 235V234H209ZM208 235V236H209ZM237 235V234H236ZM232 236L233 238L234 237H237V236ZM246 235L247 234H245L244 236L246 237ZM204 236V235H203ZM205 236H204V238L201 236L200 238H203V239H205ZM211 236V235H210ZM249 236V235H248ZM213 237H215L214 236V234H213ZM222 237H224V236H221V238ZM252 237V236H251ZM191 238H193V237H191ZM247 238H250V236L249 237H246L245 238V240L247 239ZM193 239H196V241H198V239H197V236H196V238L194 237ZM192 239V240H193ZM202 239V240H203ZM206 239H207V236H206ZM208 239H209V237H208ZM207 239V240H208ZM224 238H222V240H223ZM230 239V241L229 242H231L232 240H231V237L229 238ZM237 238H235V240H236ZM205 241V242H202L201 244H205L204 246H206V245H208L207 243L209 242V240L208 241ZM215 240H217V238H215ZM234 240V239H233ZM241 240V239H240ZM254 240V241H255ZM195 240L193 241V242H195V243H197ZM199 241H201L200 239H199ZM199 241H198V245L200 244L199 243ZM224 241H227V240H224ZM253 241V240H252ZM251 240H250V242H252ZM253 241V242H254ZM207 242V243H206ZM211 242H212V240H211ZM211 242H209V243H211ZM217 242V241H216ZM235 242H237V241H235ZM243 242H247V241H243ZM242 242V243H243ZM249 242V241H248ZM227 245L228 244H232L233 243V241H232V243H228V242H225ZM240 243V242H239ZM241 243V244H242ZM184 244V243H183ZM182 244V246L180 245V246H178L177 244V247L178 248H174V249H176L175 251H174V249H173V251H172V247H175V246H172L171 247V250L170 251H172L173 253H175L176 254V252H179L178 250H180L181 252L183 251V252H186V253H191L190 252V250L193 248V247H190V245L188 244L187 245V242L185 243V245H183ZM212 244H214V241L212 242ZM212 244H209V245H212ZM218 244V243H217ZM237 244V243H236ZM244 244V243H243ZM248 244V243H247ZM246 244V245H247ZM196 245L197 246V248L199 247V246H201V245ZM208 245V246H209ZM233 245H235V244H233ZM193 246V245H192ZM204 246L201 248V251H203L202 249H204ZM213 246V245H212ZM216 246V245H215ZM225 246V245H224ZM229 246V245H228ZM232 246V245H231ZM247 246H250V245H247ZM124 247V246H123ZM230 247V246H229ZM125 248H127V247H125ZM191 248V249H190ZM213 248L215 249L216 247H214L213 246ZM248 248V247H247ZM129 249V248H128ZM246 249V248H245ZM250 249V248H249ZM252 249H251V251H252ZM198 250H199V248H198ZM216 250V249H215ZM243 250V249H242ZM121 251V250H120ZM148 251H152V250H148ZM156 251V250H155ZM194 251V250H193ZM153 252V253H152ZM151 252V254H152V257H153V254H155L154 253V251H152ZM172 252L171 253H169L168 251H167V249L165 250H163L162 252H161V250H160V252L158 253V251H157V254L156 255H154V257L156 256L157 257V259H160L159 260V262L158 261H156L155 259V262L156 263H158V264H160V262H161V260H163L164 261V264H165V261H167L169 258H170V255L172 254ZM181 252L180 253H178V256H179V254L181 255ZM204 252V251H203ZM202 252V253H203ZM149 254H150V252H148ZM186 253H183V257L181 256V258H180V261L182 262V264L185 262V259L187 258V256H188V258H187V261L186 262H189V261H192V263L193 262H195V261H193L194 259H196L195 257L196 256H194V254L192 255L191 254V256H192V260L189 258V255L187 254V256H186ZM151 254L149 255V257L148 258H150L151 257ZM205 254V253H204ZM173 255V254H172ZM171 255V256H172ZM176 257H177V254L175 255ZM185 256H186V258H185ZM190 256V257H191ZM204 256V255H203ZM89 257V256H88ZM87 257V258H88ZM86 258V260H84V261H86V263L85 262H83V261H79V262H83V264H99L100 262L101 263H103V264H132V262L129 260V256H128V250H126V251H122L121 253L119 252V254L116 256V257H112L113 259H111L110 260V262L109 261H107V260H104V258H103V256H100L98 259H92V257H89L88 259H89V261L87 262V259ZM92 260H91V259ZM96 258V257H95ZM172 258L174 259V256H172L171 257V260H172ZM206 258V257H205ZM205 258H204V260H205ZM83 259V258H82ZM152 258H150V261L148 260V263L149 262H151L152 260H151ZM167 259V260H166ZM176 259V258H175ZM174 259V260H175ZM179 259V258H178ZM178 259H176L175 261H179ZM190 259V260H189ZM203 259V258H202ZM38 260V259H37ZM49 260V259H48ZM50 260H52V259H50ZM53 260H54V258H53ZM52 260V261H53ZM90 260H91V262H90ZM170 260V259H169ZM168 260V261H169ZM173 260V261H174ZM196 260H198V261H196L197 262V264H200V263H202V261H204V260H201L200 259V257H199V259L197 258ZM209 261H210V259H208ZM212 260V259H211ZM100 261V262H99ZM167 261V262H168ZM199 261H201L200 263H198ZM213 261V260H212ZM46 262V261H45ZM59 262H60V260H59ZM170 262V261H169ZM168 262V263H169ZM172 262V261H171ZM170 262V263H171ZM207 262V261H206ZM215 262V261H214ZM4 263V262H3ZM11 263V262H10ZM64 263V262H63ZM147 263V264H148ZM155 263V264H156ZM174 262H172V264H173ZM189 263H191V262H189ZM189 263H184V264H189ZM191 263V264H192ZM205 263V262H204ZM6 264V263H5ZM13 264H14V262H13ZM33 264H62L61 262L60 263H58L57 261H55V262H47V263H44L43 261L41 262V259H40V261H36L35 263H33ZM145 264V263H144ZM149 264H151V263H149ZM161 264H162V262H161ZM167 264V263H166ZM176 264H178V262H176ZM194 264V263H193ZM196 264V263H195ZM205 264H207V263H205ZM209 264V263H208Z\"/></svg>",
  "mask_w": 264,
  "mask_h": 264
}]
</instances>
